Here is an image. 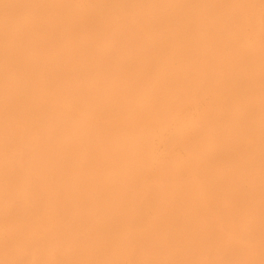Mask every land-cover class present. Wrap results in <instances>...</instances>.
<instances>
[{"label":"rangeland","instance_id":"374dc122","mask_svg":"<svg viewBox=\"0 0 264 264\" xmlns=\"http://www.w3.org/2000/svg\"><path fill=\"white\" fill-rule=\"evenodd\" d=\"M8 1L10 2V0H7V1L4 0V2H2V4L0 1V7H1V9H0V13H1L0 14V20H1L0 21V30L2 28L4 29V32L2 31L3 29L0 31V33H1L0 36H2V37H0V39L2 38L0 41L1 42L0 43V51H1L0 52V55H1L0 60H2V61H0V63H1L0 64V84H1L0 86H1V88L3 87L2 89H0V94H1V96H0V99H1L0 100L1 101L0 102V112H2V111L4 112L3 114L0 113V115H1L0 119L3 118L0 120V122H2L0 124H3L1 126V128L2 127L3 128L2 129L0 128V222H1L0 223V248H2V249H0V251H2V252H0V264H63V263H65L64 262L65 260L70 259V258H71V260L70 261L67 260L68 261L67 264H70V263L75 264L78 261V258L80 256H81V258H79L78 262L81 261L82 263L80 262L79 264H85V263L88 264L89 262L95 264L96 261L98 264H99V262H101V264H109V263L110 264H112V263L113 264H131V263L132 264H141V263L142 264H151V263L152 264H178V263L180 264L181 263L182 264L184 262H185L184 264H187V263L188 264H264V213H263L264 212L263 211L264 210V207H263L264 203H261V202H264V200H263L264 198L262 199L261 195H260V193H262V197H264L263 196L264 195V193H263L264 192V180H263L264 172H262V171H264V170H262V169H264V167H263L264 166V161H263L264 160L263 159L264 153L262 154L261 152H259L256 154V152H254L255 147H257L259 145L258 143L261 142L260 144L264 147V136H263L264 135V130H263L264 126L263 125L264 124L260 126V124H262L261 120L264 118V81H263L264 76L262 77V75H264V71H263L264 67H263V69H261V71H263L262 75L258 74V75H260L259 77H262L263 79L257 77V75L254 76L255 74L251 75L250 71L248 72V70H246L247 69L246 67H245L246 71L243 70L244 67H242L243 69L240 68V66H242L243 63H244L243 66L249 64L248 61H251L252 58L254 60L256 57L255 60L258 62L260 58L264 57V1L263 0H256V1L250 0L251 1L250 2L249 0H245V1L244 0H242V1L236 0L237 4L240 3V5H236L235 1L231 2L233 0H214L213 1L214 3L212 2V0H203V1L201 0L202 3L199 0L198 1L199 4L196 5V3H197L196 0H193V1L191 0L194 3H190L191 2L190 0H186V1L179 0L180 5H181V3L183 5V6L181 5V7H179L178 5H176V3L179 4L178 0H161L162 5L159 4L160 0H157L158 2L156 0H140V1L133 0L132 2H131V0H127V1H129V5H128V2L125 0L124 1L120 0L121 2L118 0H111V2H112L111 4L113 5V7H115L114 9L117 10L118 8H120V10L123 11L122 14H124V15H121V14L119 15V16H121V17H119L121 19H118V17H117L118 15L116 16V15L112 14V8L113 7L111 8V7L107 6V8H106L105 0H103L104 2L102 1V3H101V0H94V1H96L95 3L93 0H64V1L63 0H58V1L57 0H50V1L48 0V2H50V3H47L46 0H44V1H42V0L38 1L37 0V2L35 3L36 0H33L34 5H32L33 4L32 0H31V4H30L29 0H18V1L17 0H11L12 3L11 2L9 3L10 6H8V4H6V3H8ZM40 1H42V2H40ZM114 1L117 4L121 3V5L119 4V6H118ZM153 1L157 2V4L160 6L159 7L157 4H155V6L158 7L157 10L153 4L155 2H153ZM182 1L186 4L190 3L189 5L187 4L189 6V8L187 5L184 6V3ZM38 2H40L39 4H42V5L40 6L39 4H37ZM58 2H59V4H58ZM136 2H137V4H136ZM150 2H151V5H150ZM171 2H173L175 4L174 6H176V7L178 6L177 9L179 10L178 11L176 9L177 11L176 10L173 11L175 13V14H173L174 19H173V16L171 14L172 13L171 11L174 10L175 7L172 6L173 3L171 5ZM221 2H222L223 6L221 5ZM224 2L226 4L228 2L229 3L226 5ZM252 2L254 3V5ZM52 3H54V4H52ZM66 3H67V9L70 8L69 10L76 11L75 12L76 14H74V12L72 13V11H69V10H68L69 13L65 12L67 10V9H65ZM141 3L145 4V7H144V5L142 6ZM146 3L148 6L146 5ZM212 3L214 4L215 10H211V8H212L211 6H213V5H211ZM219 3L222 6V8H220L221 6H215ZM18 4H19L20 9L17 6ZM35 4H37V5H35ZM87 4H89V7ZM90 4L92 5V7ZM100 4H101V6H100ZM114 4L117 5L118 7H116ZM122 4L123 5L126 4L127 6L125 5V7H124V6H122ZM164 4H166V5H164ZM2 5L4 7H2ZM13 5H14V7H13ZM22 5H23V7H21ZM51 5H53V6L51 7ZM61 5L62 6L65 5L64 9L62 7H60ZM85 5H86V7H85ZM94 5H95V8H94ZM136 5L137 6L140 5V6L137 7ZM195 5L197 7V8L195 7L196 10L194 8ZM257 5H258V7H257ZM15 6H17V7H15ZM43 6L44 7L47 6V8H43ZM134 6H136V7H134ZM149 6H150V8H149ZM10 7H12L13 9ZM27 7H29V8H27ZM123 7L126 10H124ZM127 7L129 8V10H127ZM141 7L142 8L144 7L143 8L144 11L140 10V9H142ZM173 7H174V9H172ZM184 7L188 8V9H186ZM198 7L201 10H199ZM23 8H24V10H23ZM40 8H42V9H40ZM55 8L57 9V12H56ZM74 8L76 10H74ZM80 8H81V10H80ZM103 8H105V9H103ZM132 8H134V9L136 8V11L138 8V10L140 11V12L137 11L138 16L136 15L135 12H133ZM152 8H153L155 13L153 12ZM208 8H210V10H207ZM26 9L30 12H28ZM106 9H108L109 11H107ZM130 9H132V10H130ZM149 9H150V11H149ZM160 9H161V12H160ZM197 9H198L199 13H198ZM3 10H6V11H3ZM8 10L11 12H9ZM15 10H16V12H17V10L20 11V12L18 11L20 16L16 15L18 13H16ZM25 10H26V13H25ZM79 10L82 12L84 11L83 12L84 18L82 17L83 13L80 12ZM163 10H165V11H163ZM166 10H167V12H166ZM180 10H182V11H180ZM183 10L185 12H183ZM21 11L22 12L24 11L25 15L22 14V16H21V13H22ZM141 11H143V13ZM168 11L170 13H168ZM187 11L189 13L192 11H196V13L195 12L190 13L193 16H194V14H196V17L190 16L193 19L192 21L190 18H187L188 16L185 17L187 15L185 13H188ZM3 12L6 14H4ZM14 12H15V14H14ZM77 12H80L82 14H79ZM101 12L104 14L103 16H102V14H100ZM132 12L138 18H140V17H142V18H140V19L137 18L134 21L136 16L134 18V15L133 16L131 15ZM182 12L184 13L185 16L183 15ZM203 12H205V13L207 12L208 14L205 15V13H203ZM210 12H213L210 14L212 17L209 16ZM2 13H3L4 17L2 16ZM27 13L30 15H27ZM56 13L58 16L57 15L55 16ZM109 13H111V14H109ZM160 13H162V14H160ZM165 13H166L167 17L169 16V18L171 17L172 19L166 18ZM176 13H177V15H176ZM189 13H188V15H190ZM200 13H202V14H200ZM248 13H249V15H248ZM62 14H63V17H61V18L63 20L60 18V15L62 16ZM66 14L68 15V17L64 16ZM107 14H109V15H107ZM127 14H128V17L126 18ZM151 14H152V16H150ZM219 14H221V15H219ZM12 15H14L15 17H13ZM41 15H43V16H41ZM69 15H71V16L69 17ZM76 15L77 16L79 15V16L77 17ZM80 15H82V16H80ZM87 15H88V17H86ZM93 15L95 18L98 17L99 19L93 18ZM143 15H144V18H143ZM162 15L165 18H163ZM182 15L185 19H188V21L184 20ZM202 15L204 17L205 16H207V17L203 18ZM224 15H226L227 18L226 17L224 18ZM7 16H9V17H7ZM16 16L17 17L19 16V17L17 18ZM30 16H33V18H31ZM104 16H106V18H104ZM112 16H116V17L112 18ZM197 16H199V19L200 18L201 19L199 20ZM208 16H209V18L210 17L211 18L208 19ZM21 17H23V18H21ZM58 17H59V19H58ZM79 17H80V19H79ZM102 17H103V20L100 19ZM175 17L178 19V21H177V19H175ZM11 18H12V20H11ZM72 18H76L77 20H74ZM122 18H124V19H122ZM146 18L148 21L146 20ZM151 18H152V20H151ZM154 18H158V19H154ZM182 18L185 21V23L182 20ZM194 18L196 20H194ZM15 19L17 21H15ZM22 19H24V20H22ZM55 19H56V21H55ZM106 19L109 22V26H108V22ZM113 19L115 20V22L117 24L113 21ZM132 19H133V21H132ZM160 19L163 21V23L164 22L165 23L163 24L162 22H159V21H161ZM69 20L71 23L69 22ZM71 20L73 21V23ZM81 20H82V22H81ZM84 20L86 21L85 23H84ZM94 20H96L97 23H95ZM149 20H151V22H153V23L155 21V23L153 24ZM156 20H159V21H156ZM37 21H38V23H37ZM61 21H63L64 23L66 22L65 25L61 24L62 23ZM102 21H104L103 22L104 25L102 24ZM122 21L125 24V26L123 23H121ZM172 21L174 23L173 25H172ZM189 21H190V23L192 22L191 23L192 26H190L191 24L189 25ZM7 22L9 24H12V25H9ZM51 22H52V24H51ZM88 22H90V23L94 22V23H93V25H91L92 23L90 24ZM139 22L141 23V25ZM158 22L160 24H162V26L163 25L164 26L161 28H158L159 26H161V25H158L159 24ZM166 22L168 24H170V26L169 25L167 26ZM177 22H179V23L176 24ZM57 23H60V25ZM80 23H82L83 25H80ZM86 23H88L90 26L89 25L87 26ZM126 23H127V25H126ZM180 23H182V25ZM16 24L19 26L16 27ZM39 24H41L43 26V28H41V25H39ZM100 24H102L101 27H100ZM119 24L123 25V26L121 25L122 28H120L121 26ZM145 24H147V26H145ZM152 24L155 27L156 26H158V27L155 29V27ZM5 25H8V26L5 27ZM79 25H80V28H79ZM131 25H134V26H131ZM179 25L180 26L185 25L188 27V29H193L194 31H192V30L190 31L188 29H185V28H187L185 26L178 28ZM51 26H53V28L57 27V29L61 26L60 31L62 32L65 30L64 31L65 34H64V32H62L64 35L60 34L61 32L59 31V29L57 30L56 28H54V30L56 29L54 31L53 28H51ZM81 26H83V27H81ZM86 26L89 28H87ZM103 26H104V28H103ZM150 26H151V28H150ZM174 26L175 27L178 26L177 29H175ZM8 27H10V29H8ZM35 27L37 30L34 29ZM73 27H75L74 28L75 31H73ZM116 27H117V29L119 28V30H117ZM126 27L127 28L131 27V28L127 29ZM142 27H144V28H142ZM148 27L150 29H152V32ZM113 28H114V30H113ZM145 28L147 30H150V31H147ZM169 28L172 29V31H173V32L171 31L172 34H168ZM195 28H196V30L197 29H202V30L204 29V30H206L205 31L206 34H208V33L209 34L211 33V34H210V36L208 35V37H207L205 32L203 33L204 30L202 32L200 30L196 31ZM214 28L216 30H214ZM42 29H44V30H42ZM130 29L133 30V32H138V34L132 33V35L134 34L132 36L131 32L129 31ZM207 29L208 30L210 29L211 32H210V30L208 31ZM218 29L219 30L221 29L220 30L221 33H220V31L219 32L217 31ZM35 30L37 33L34 32ZM71 30H72V32H71ZM116 30H117V32L120 31L121 33H117ZM174 30H177V31H175L176 33L174 32ZM212 30H214L215 32ZM223 30L225 33L223 32ZM13 31L16 32L15 33L16 35H18L20 33L18 36H20L22 34L20 36V38L23 37L22 40L18 36H17L18 37L17 38ZM25 31H27V33L29 35L32 34V35H30L31 38H29V41H31L32 43L27 40L29 36H28V34H26ZM41 31H42V34H41ZM47 31L49 32L48 35H46L48 33ZM142 31H143V33H142ZM178 31H180V32H178ZM183 31L185 32V35H183L184 34ZM187 31H188V33H187ZM198 31H200L201 33L199 34ZM216 31L221 35L223 33L225 35L227 34L226 35L227 37H229V35H230V40L228 38L226 39V37H223L224 36V34H223V36H219L221 38V39L219 38V40H222V42L224 41V39H226V40L224 41L225 43L224 42L221 43V41H219L218 37L216 36V35H219ZM31 32H33V33H31ZM38 32H39L38 37H34L32 40V37L37 36ZM44 32H46V33L44 34ZM51 32H53V33H51ZM73 32H74V34H72ZM147 32L150 34H148ZM213 32H214V34L216 33V35H213ZM239 32H241V33H239ZM186 33L189 36L186 35ZM202 33H203V35L206 36V38L202 36ZM238 33H239V35L240 34L241 35L236 36L235 34L238 35ZM7 34H8V36L6 37ZM58 34H60L61 36H59ZM139 34H140V36L143 37V39H141L142 37H140ZM166 34H168V35H166ZM191 34H194V35H192V41L190 39ZM197 34L200 37L199 40L201 39V41H200L201 43L202 42L205 43V41H206V43L207 42L208 43L207 44L205 43L206 45L204 43H202V44L199 43V40L197 38ZM90 35H91V38L88 37ZM154 35H156L155 36V38L157 37L156 39L153 38ZM169 35H171L170 38H171V40L173 39L172 41L170 40V38L169 39H168V37L166 38V36H169ZM176 35H177V37H175ZM211 35L214 37H212ZM84 36H85V39H83ZM161 36H163V37H161ZM173 36L176 38L175 40H174V38H172ZM201 36H202V38H201ZM231 36L232 37L236 36V38L237 37L238 38L237 39L235 38L236 39L235 40ZM4 37L6 39H8L9 41L5 40ZM81 37L83 40L81 39ZM182 37H183V39H182ZM187 37H189V40ZM194 37L197 38L196 39L197 41H195ZM88 38H90V39H88ZM146 38L148 40H146ZM215 38H217V39H215ZM75 39H78V41ZM184 39H187L188 41H190L191 44L194 42L193 45L191 46L190 43H189L190 44L189 45L188 42L186 43V40H184ZM213 39L215 41H213ZM10 40H12L13 43ZM35 40H38V41H35ZM41 40H43L42 41L43 43L41 42ZM45 40L47 42H45ZM84 40H86V42ZM136 40H138L141 43H139ZM142 40L144 42L145 41L146 42L143 43ZM159 40H160V42H159ZM7 41L10 43V45L9 44L6 45ZM14 41L16 42L17 46L14 44ZM33 41L35 43H33ZM74 41H75V43H74ZM82 41H84V42H82ZM153 41L154 42L157 41L156 44ZM183 41H185V42H183ZM231 41H233V42H231ZM37 42H39V43H37ZM76 42H78V43H76ZM149 42L152 43L153 47H152V45H150ZM161 42H162V44H161ZM197 42H198V44H197ZM228 42L230 43L231 47L228 44ZM234 42H236V43L234 44ZM169 43H170V45H169ZM216 43H217V45H215ZM219 43H221V47H219L220 46ZM75 44H77L78 46L81 44L80 46L82 47V49L79 48L80 49L79 50L77 45L75 46V47H77V49H74L73 46ZM166 44H167V46L169 45V47L165 46ZM171 44L175 47H173ZM187 44L189 47L187 46ZM195 44H197V45H195ZM199 44H201V45H199ZM222 44H224V46H222ZM225 44H228V45H225ZM11 45H13V48L10 47ZM28 45H29V47H28ZM38 45H39V47H37ZM185 45H186V47H185ZM183 46L185 47L184 50H183V48H184ZM190 46L192 47V49L195 47L196 48L194 50H192ZM215 46L216 47L218 46V47L216 48ZM225 46L226 47L229 46L228 47L229 50H227L228 48H224ZM61 47H62V49H61ZM147 47H149V49ZM222 47L224 50L226 49L225 52L223 50H221ZM153 48H154V50H153ZM156 48H158V49L155 51ZM167 48L169 51L167 50ZM170 48H174V49L180 48V49H182L183 54H182V52H181V54L177 52L180 49L179 50L172 49L174 51V53L172 52V53H170L171 54L170 55L169 52L172 51ZM8 49H10V50H8ZM15 49L19 50V52L16 51ZM230 49H231L232 53H229ZM245 49L246 50L248 49L247 51L250 55L246 58V60L244 58V54H248V53H247V51H245ZM5 50H7V51H5ZM75 50H77V51H75ZM81 50H83L82 51L83 53L81 52ZM150 50L153 52V54L150 53ZM185 50L187 52H185ZM252 50H254L256 52V54H254L255 52ZM14 51H16V52H14ZM67 51H70L71 53L67 52ZM157 51H159V52L161 51L160 53L159 52L158 53L160 55L161 54L162 55L160 56L157 53ZM218 51L221 52L222 54L226 53V56L224 54L225 58L223 57V59H222V54H220ZM64 52L66 54L68 53L67 54L68 56L66 54H64ZM79 52L81 53L82 56H80ZM227 52H228V54H227ZM251 52H252V54H250ZM59 53H61V54L63 53V54L61 55ZM75 53H76V55H75ZM257 53H259V54H257ZM12 54H15V55H12ZM174 54L176 56H178L180 54L181 57L179 55V58H178ZM186 54H187V56H185ZM10 55H12L13 58ZM20 55H22V56H20ZM58 55H59V57H58ZM70 55L72 56V58ZM158 55L160 56L161 59L159 57L157 59ZM166 55L168 57L171 56V58L175 57V60L170 59L172 61V62L171 61L169 62L170 64L172 63L170 66H169V64H167L168 62H166V61H169V59H167ZM227 55H229L231 58L227 57ZM259 55L261 56L260 58L258 57ZM16 56L18 58L19 57L23 58V59L26 58L27 61L29 59V61H31V62H29V61L27 62V61L21 60V59L19 61H22V62H18V59ZM47 56H50V57L48 58ZM3 57H4V60H6V61L11 60L10 63L6 62V61L4 62L2 59ZM32 57H34L33 60H32ZM46 57L48 58V60L43 61L44 59H47ZM79 57H80V59H79ZM226 57L228 58V60ZM242 57L244 58L243 60H242ZM257 57H258V59H257ZM14 58H16L17 61L13 60ZM50 58H52V60H50ZM74 58H75V60H73ZM35 59L38 60V63L40 65H38V63ZM76 59H78L77 60L78 63L76 62ZM159 59H160V61H163V62H160ZM224 59H226L225 62L228 61L227 63L224 62L226 65L224 63L222 65V63H221ZM220 60H221V62H220ZM244 60H245V62L242 63V61H244ZM253 60L251 61L252 66L255 65V62H256V61L254 62ZM262 60H264V59L260 60L261 63L263 62V64H264V61H262ZM46 61H48V62H46ZM72 61H75V62H72ZM235 61H238L240 64L238 65V62L236 63ZM260 61L258 62L259 65H260ZM35 62H36V64H35ZM14 63L15 64L19 63L20 66H18V64H16L18 66L17 67ZM26 63H28V65H26ZM31 63H33L34 65H32ZM79 63H80V65H79ZM163 63H165L167 65V67H164L165 64H163ZM3 64H5V65H4V67H2L3 68L2 69L1 65H3ZM13 64L15 67H17L16 70H15V67L13 66ZM235 64H237L239 66L240 70H238V67ZM258 64H256V66ZM30 65H32L31 66L32 71L29 69ZM37 65L39 68L37 67ZM158 65L160 67H158ZM234 65L237 68L234 67ZM231 66H232V68H229ZM168 67H172V68L174 67V68L168 69ZM247 67H248V65H247ZM20 68L23 70L24 69L29 70L30 72L29 71L24 72L25 71L24 70L23 71L24 73H23L21 70V72L23 73V74H21V72L20 73L17 72V71H20ZM32 68H34V70ZM232 69H233V71H232ZM7 70H8V72H7ZM259 70H260V68H259ZM64 71H66L65 75H63ZM241 71H242V74H241ZM244 71H245V73H247V74L244 73V75H246L245 76L246 78L243 75ZM32 72H34L36 74V76ZM238 72H239V75L236 74ZM27 73H30V74L28 75ZM37 73L39 76L37 75ZM52 73H53V75H51ZM54 73L57 75V77ZM57 73H59V74H57ZM231 73L232 74L234 73V74L231 75ZM30 75L33 76V77L31 76V79H29ZM41 75H42V77H41ZM228 75L229 76L231 75L230 76L231 78L228 77ZM23 76L26 78H24ZM37 76H38V78H37ZM45 76H46V78L47 77L48 78L46 79ZM52 76H54V77H52ZM249 76H251V77H249ZM62 77H64V78H62ZM5 78H7V80ZM33 78H34V80L32 81ZM39 78H40L41 82H40ZM234 78H237V80ZM249 78H250V80H249ZM28 79H29V82L26 81ZM30 80L32 81V85H31ZM37 80L39 81L38 84L36 82ZM54 80H56V81L54 82ZM251 80H253V81L255 80V82L256 81L257 82L252 83ZM259 80L263 81L262 84ZM45 81H48V82H45ZM236 81L240 82L241 84H244V85H242L244 88H242V89L240 88V90H241L240 95L235 94L236 95L235 96L234 92L230 93V95H229L228 94L229 90L232 87H230L228 84H230V85L235 84L236 85ZM6 82H9V83H6ZM49 82L50 83L52 82V83L49 84ZM247 82H249V83H247ZM19 83L21 85H19ZM54 83H56V84H54ZM8 84L12 88L9 87ZM17 84H18V86H17ZM14 85H16L17 87ZM50 85H53V87H51ZM225 85H228L227 86L228 88L225 89V87H226ZM255 85H257V87ZM30 86H32V87H30ZM20 87H21V89H20ZM240 87H241V85H240ZM31 88L33 91L31 90ZM219 88H220V90L222 89L221 90L222 94H221V91L218 90ZM7 89H8V91H7ZM11 89H13V91ZM14 89H16V90H14ZM35 89L36 90L38 89L39 91L38 90L36 91ZM49 89L50 90L52 89V90L49 91ZM3 90H6V91H3ZM26 90H28V91H26ZM41 90H43V91H41ZM45 90H47V91L45 92ZM58 90H61V91L57 92ZM216 91L218 94L215 95ZM247 91H251L252 96H250V92H247ZM22 92H23L24 96L22 95ZM40 92H42V93H40ZM14 93L16 95H13ZM58 93L60 95H58ZM62 93H64V94H62ZM226 93H227V97L229 96V98H226ZM27 94H28V96H27ZM17 95H20V96H17ZM52 95L55 97H53ZM220 95L221 96L223 95V96L221 97ZM231 95H233V97ZM242 95H243V97H242ZM245 95H248L250 97V101H249V97H247ZM7 96L8 97L10 96L11 100ZM46 96H48L49 99ZM66 96H67V99H66ZM211 96H214V99ZM217 96L218 97L220 96L221 99L220 98L217 99ZM4 97H6V98H4ZM17 97H19V98H17ZM51 97H52V100H51ZM223 97L227 101H225L223 99ZM27 98H29V100L30 99L31 100L28 102ZM5 99H7L8 101ZM12 99H13V102H12ZM19 99L21 100L20 102H22V101H24V102L20 103L19 101H17ZM32 99H34V100H32ZM211 100H213V101H211ZM16 101L18 102V104L16 103ZM5 102L11 104V107H9L10 105H6L7 103H5ZM25 102H26V104H25ZM34 102L36 104H34ZM72 102H73V104H72ZM247 102L250 105H248ZM1 103L4 106H2ZM3 103H5V104H3ZM219 103L222 107H223V105L226 106L227 109L224 107L223 108L220 107ZM245 104H246V106H245ZM14 105H15V107H14ZM27 105H29V106H27ZM58 105H60V106H58ZM73 105L74 106L77 105V107L75 106L76 107L75 108ZM247 105L249 107H251V105H253V107H251V110L249 109V107H247ZM36 106H37V108L35 109ZM43 106H45V107H43ZM243 106L248 108V110L246 108H244ZM40 107H41V110H40ZM52 107H56L57 111L55 108H52ZM81 107H84V108H81ZM28 108H31V110H29ZM77 108L80 110L78 111ZM239 108H240V110H239ZM6 109H8V110H6ZM10 109H11L12 113L10 112ZM60 109H62V110H60ZM64 109L67 110L68 113L70 112L71 114L69 113V114H67L68 116H65L66 115L65 113H67V112ZM221 109H223L224 111ZM26 110H28L27 111L28 113L26 112ZM44 110H46V111L44 112ZM58 110H60V111H58ZM207 110H209L210 113ZM229 110H230V112H228ZM244 110H246V111H244ZM249 110L252 112H250ZM14 111H16V112L13 113ZM18 111H21L20 115H23V117L19 115ZM29 111L30 112L33 111L34 112V113L32 112L33 115ZM64 111H65V113H64ZM138 111L139 112L141 111V113H139ZM37 112H38V115H37ZM58 112H59V114H57ZM136 112H138L139 114L138 113L136 114ZM24 113H26V115H28L29 117L26 116ZM73 113H74V116L72 115ZM124 113H127V117ZM40 114H44V115L40 116ZM111 114H112V116L114 114V117H112ZM141 114H142V116H145V115L146 116L142 117ZM258 114H260V115L258 116ZM2 115H3V117H2ZM10 115L13 117H11ZM17 115L19 116V118ZM117 115L118 116L120 115L121 117H117ZM122 115H123V118H122ZM242 115H247V116H242ZM14 116L17 117L16 118L17 120L14 119ZM25 116H26L27 120L30 119V122H27L29 124L31 123V118L33 116H36L37 123L35 122V119L33 118L34 120H32V122L35 124L31 123L33 126L31 124L30 125L27 124L26 120H25ZM115 116H116V118H115ZM215 117H216V122H218V120H219L220 126L218 123H215ZM230 117H232V119H230ZM243 117L244 118L246 117L247 119H243ZM22 118H23V122H22ZM92 118H94L95 120ZM254 118L257 119V122H256V119H254ZM10 119H13V122H11ZM19 119H20V122H22V123L19 122ZM96 119H97V122H96ZM241 119L243 120L244 125L246 124L243 127H242ZM258 119H259V122H258ZM4 120H5V122H4ZM38 120H39V122H38ZM220 120H221V123H223V124L220 123ZM224 120H225V122H224ZM228 120L230 123L228 122ZM231 120H232V123H231ZM235 120H237V122H238V120L240 121V124L237 125L236 127L238 128L239 131L241 129L240 134H242V136H240L241 137L240 139L238 137H235V141L233 144H235L236 142H238V143L230 146L229 143H227L228 140H224L226 137H227L226 139H228V136H229L227 129L225 130L224 127L229 128L230 124H232V126H235L237 124L235 122ZM247 120L249 123L247 122ZM24 122L26 123V125ZM262 122H264V120H262ZM4 123H5V125H4ZM6 123H9L8 124L9 128H6V127H8V125ZM225 123H229V124L225 125ZM233 123H234V125H233ZM253 123H255V125ZM19 125H21L22 127ZM34 125H35V127H34ZM249 125H251V127H249ZM10 126L12 129L10 128ZM28 126H30V127L28 128ZM212 126H215V127H213V129H212L211 128ZM252 126L254 127V129ZM4 127L6 128V130L9 129L11 133L9 134V130L8 131L4 130L5 133H3ZM32 127H33V129H31ZM255 127H257V128H255ZM20 128H21V130H19ZM215 128H217V129H215ZM16 129L19 130L20 132L17 131ZM122 129H123V131H122ZM219 129L220 130L222 129V130L220 131ZM110 130H112V131H110ZM211 130H213V131H211ZM217 130L220 131L221 134H224V137H225V138L223 137L224 139L221 138L222 136H220V135L218 136V134H220V133L217 132ZM15 131H17V132H15ZM27 131L30 134H27L28 133ZM31 131H33V132H31ZM242 131H244V132L249 131V133L247 132V134H244V132H242ZM258 131L259 132L261 131L263 133L261 134V132L259 133ZM23 132H27V133H24L26 135H24ZM212 132L216 136L213 135ZM253 132L257 133V137H254L251 135ZM12 133H14V134L17 133L18 135L17 134L12 135ZM7 134H9V135H7ZM22 135L26 136V138H23ZM245 135L246 136L248 135V136L246 137ZM17 136H19L20 138L19 137L17 138ZM259 136H260V139H259L260 142H258V140L256 142H253ZM12 137H14V138H12ZM15 137L17 138V140ZM204 137H208L212 141H209V139H207V138H206V140H204ZM252 137L254 139H252ZM27 138H28V140H27ZM209 142L212 144L213 143H215V144L213 146H211L212 144H210ZM224 142H226L227 144ZM243 143H245V145L246 144L247 145L245 146V145H243ZM196 144H198V145L196 146ZM239 145H241V146H239ZM232 146H233V150H232V153H230ZM251 146H253V148ZM247 147H248V150H247ZM197 148H198V150H197ZM204 149H205V151H209L210 154L213 151L214 152L212 153V155H207L209 153L205 152L206 153L205 154ZM227 149H228V151L226 153ZM217 150H218V152H217ZM234 150H235V152H234ZM236 151H237V153H238V151H240V153L237 154ZM245 151L247 153H245ZM252 151L254 152V154L252 153ZM202 153H203V155H202ZM222 153L223 154L225 153L226 155L225 154L223 155ZM233 153H235L236 156H234L235 154L233 155ZM204 154L207 155V157L204 156ZM248 154H249L250 158L248 157ZM199 155H201V156H199ZM215 155L219 156L220 158L215 156ZM229 155H230V157H228ZM202 156H204V157L202 158ZM221 156L223 159L221 158ZM199 157H201V158H199ZM244 157H246L248 159L245 158L246 159L245 160ZM253 157H255L256 160ZM145 158H146L147 163H145V161H144ZM213 158L215 160V163H216L218 169H216V165L214 164ZM233 158H234V160H233ZM235 158H236V160L239 158V160L236 161ZM241 158L243 159V161H246L245 163H247V165H245V163L240 160ZM227 159H229L228 162H227ZM250 159H251L252 163H251ZM247 160H248L249 164L251 163L249 166H248ZM257 161L261 162V164H263V165H261ZM197 162H200L201 164L200 163L198 164ZM212 162H213V165H212ZM240 162L242 163V166H241ZM217 163L218 164L220 163V164L218 165ZM257 163L260 164L262 167H260V165H258V168H257ZM140 164L141 165L143 164V166L145 165L144 167H146V168H144L143 166L141 167ZM206 164L213 169L211 170ZM238 165H239V167H238L239 169L237 168ZM244 165L246 168L244 167ZM253 165L256 167H254ZM136 166L140 168L139 171H141V172L137 171L138 168ZM204 166H206V167L204 168ZM251 166L253 168H251ZM240 167H242L241 171H243L244 174L246 173L247 170H249V171L252 170L251 172L248 171L249 174H248V172L246 174V178H248L247 176H250L249 181H247V179L245 177H243V175H244L243 173H241L242 175L238 174L239 172H241ZM243 167H244V169H247V170H245V172L243 170ZM214 169L217 170L218 173L213 172ZM260 169H261V171H260ZM136 171H137V174L139 173V175L141 174V176L135 175ZM161 171H162V173H160ZM132 172H133V174H132ZM252 172H254V173L256 172V173L253 175ZM144 173H146V174H144ZM232 173H233V175H232ZM235 173L237 174V176H235L236 175ZM218 174H219V177L221 179L218 177ZM131 175L132 176L135 175L134 180L136 179L137 182L139 181L138 184H136V181L133 180V177ZM145 175H147V176L145 177ZM148 175H149V177H148ZM207 175H209V177L210 176L211 177L208 178ZM136 176H137V178H136ZM140 177L144 178V180L142 179V182L140 180L141 179ZM236 177H237V179H239V178H243V179H241L242 181L239 179L240 181L238 180L239 182H237V180L235 179ZM167 178H168V180H167ZM145 179H146V181H145ZM154 179H156V180L154 181ZM215 179L216 180L218 179V180L216 181ZM243 180H244V182H243ZM257 180H260L259 184H258V182H256ZM219 181H221V182H219ZM146 182L147 183L149 182V184H147ZM166 182H168L169 184L168 183L166 184ZM175 182H176V185H174ZM226 182L229 183L230 185L229 184L227 185ZM159 183L160 184L162 183V184L160 185ZM141 184H142V187L138 186ZM262 184H263V187H261ZM167 185H168V187H167ZM194 185H196L195 187L197 189L194 187ZM177 186H180V188H178V189H180V191L177 189ZM216 186H218L219 188ZM146 187H148V188H146ZM166 187L168 188V190ZM170 187H172V189H173V187L176 188L177 189L176 192L174 191L175 189H173V191H174V193H173L172 189ZM207 187H209V188H207ZM222 187H225V188H222ZM144 188H145V190H144ZM164 188L167 191H165ZM181 189L185 190V191L187 190V192L184 191V193L185 194L188 193V195L187 194L185 195ZM215 189L218 192V195L216 194ZM232 189H233V192H232ZM258 189H260V191H262V192L258 191ZM155 190H156V192H155ZM234 190H235V192H234ZM142 191L143 192L145 191L144 192L145 194ZM211 191H213V192H211ZM226 191L227 192L230 191V193L232 192L233 194L231 193L229 195L228 194L229 192L226 193ZM146 192H147V194H146ZM200 192L202 195L200 194ZM206 192H207V194H206ZM210 192L212 194L213 193L214 194L210 195ZM258 192H260V193L258 195H256ZM157 193H158V195H157ZM171 193L174 195V197H176L175 199L172 198L173 195ZM193 193H194V195H193L194 197L189 196L190 194L192 195ZM223 193H226L228 196H230V199L226 194H223ZM251 193L253 196L251 195ZM152 194L155 196V198H154V196H152ZM238 194H239V196H241V198L239 196H237ZM134 195H135V197H134ZM142 195H145V196H147L146 198H149V199L145 198V201L147 200V202H148V200H149V202H148L149 204L147 202H144V200H141V198L145 197L144 196V197L140 198V196H142ZM206 195L208 196V199H207ZM137 196L139 198L138 200H137ZM157 196H159V197H157ZM170 196L175 202H173V200L171 202V199H169ZM187 196H189V197H187ZM196 196H197V199L195 198ZM202 196H204V197H202ZM225 196H227V197H225ZM231 196H233L232 199H231ZM156 197H157V199H156ZM191 197L195 198L196 201H192ZM134 198L136 201L134 200ZM159 198H161L160 201H159ZM166 198H168L167 199L168 201H166ZM177 198L178 199L180 198L181 201L176 202ZM184 198H185V200H184ZM164 199H165V202H164ZM227 199L230 200V202L227 201ZM260 199L263 201H260ZM139 200L141 202L143 201L144 204L147 203V206L149 205L150 208H149V206L147 208H145L146 204L144 205ZM183 200L185 201V204H184ZM186 200H187V202H186ZM257 200L260 202H258ZM133 201H135L136 203H138V201H139V203L137 205H139V204L140 205L136 206L135 202H133ZM215 201H216V203H215ZM235 201H237V202H235ZM242 201L244 202V204H242L243 203ZM151 202H152V204H151ZM153 202H155L156 204ZM160 202H161V204H160ZM162 202H164V203H162ZM169 202H171L173 204L170 205ZM181 202H183V203H181ZM194 202H197V203H194ZM202 202H203V204H202ZM232 202L234 204H232ZM166 203H168V204L166 205ZM246 203H248V205ZM158 204H159V206H158ZM178 204L180 206V208L178 210H180L181 212L177 213L176 207L178 208ZM182 204H184V205H182ZM213 204H214V206H212ZM163 205L166 207H164ZM181 205L184 208H182ZM190 205H192L193 207L192 208L189 207ZM261 205H263V206H261ZM167 206H176V207H172V208L170 207L171 209L168 210ZM237 206H238V208H236ZM241 206H244V208ZM212 207L213 208L215 207V208L213 209ZM246 207L248 208V210ZM139 208L144 209V213H143V210L139 209ZM254 208H255V210L258 208V210L261 213L260 212L258 213V210L254 211ZM182 209H183V211H182ZM184 209H186V210H184ZM237 209H240V210H238L239 212L237 211ZM252 209H253V211H252ZM140 210H142L141 215H140ZM156 210H158L160 212V215H159L158 211L155 212ZM161 210H163V211H161ZM171 210H175L176 212L171 211ZM164 211H166V212H164ZM170 211H171V213L172 212H174V213L171 214ZM207 211H209V212H207ZM218 211H220V212H218ZM192 212H194V213H192ZM234 212H236V213H234ZM240 212H244L243 215ZM179 213L180 214L182 213V216L180 215V217H179ZM211 213H212V215H210ZM144 214H145V216H144ZM162 214H163V216L167 215L168 218L162 217L161 216ZM201 214H203V215H201ZM213 214L215 216L217 214V216L215 217ZM249 214H251V215L254 214V215L251 216ZM184 215H186V216H184ZM187 215H189V216H187ZM235 215H237V216H235ZM10 216H12V218L15 217L17 222H16L15 218L12 219ZM174 216H176L177 218ZM202 217H204V218H202ZM8 218H9V220H8ZM131 218H133V219L131 220ZM157 218H159V219H157ZM166 218L168 220H166ZM169 218L172 220V226L173 227L176 223H178V225L176 224L174 227V228H176L175 229L176 232H174L173 231L174 228L172 226H170V222H169L170 219ZM182 218H185V220H187L189 218L188 220L190 222H188V220L185 221ZM5 219L7 220L5 223L8 224L10 221L11 224L10 223L8 225L5 224L4 223ZM210 219L213 220V222ZM11 220H15V221H11ZM126 221H128V222H126ZM142 221H143V223H142ZM176 221H178V222H176ZM130 222L132 223L133 227L130 225ZM138 222H140V224ZM127 223L129 224V227H126L128 225ZM148 223H149V226H148ZM180 223H182V224H180ZM183 223H186L189 225L191 223V225L190 226L186 225V224L184 225ZM211 223L213 225H211ZM125 224H127V225H125ZM180 225H182V228ZM192 225H193V227H192ZM124 226H125V228H124ZM138 226H140V227H138ZM147 226L149 228L151 227L150 228L151 230ZM176 226H178V227H176ZM188 227H190L189 230H191L192 232L187 230ZM8 228H10V229H8ZM113 228H114V230H113ZM137 228H139V229L137 230ZM146 228L148 229L147 233H146ZM178 228H179V230H178ZM22 229L24 230V231H22L23 234H20V233H22L21 232ZM124 229H127L128 232H127V230L125 231ZM155 229L158 231H156ZM185 229L187 232L185 231ZM14 230H15V232H14ZM17 230H18V232H17ZM110 230H111V233L113 230L112 234H110ZM180 230L184 231L185 235H188L187 236L188 238L185 235H182L184 232H181ZM205 230L207 231V233ZM106 231H108V232H106ZM130 231H132V232H130ZM136 231H137V233H136ZM197 231H199V232L197 233ZM154 232L158 233L157 236L153 234ZM104 233H106V234L108 233L107 237L108 236L109 237L106 238L105 237L106 234L103 235ZM102 235L104 237H102ZM147 235H148V237H146ZM159 235H161V236H159ZM193 235H194V237L196 236L195 238H197V239L193 238L192 237ZM207 235L209 236V239H207L208 238ZM13 236H15V237H13ZM45 236H46V238H44ZM110 236H111V240L109 239ZM113 236H114V238H112ZM115 236H116V238H115ZM152 236L154 237L153 238L154 240L156 238V240L154 241L155 243L153 242V240L149 241L150 237L152 239ZM164 236H165V238L168 237V238H166L167 240L164 239ZM174 236H176L178 238H176V237L174 238ZM204 236H206V237H204ZM100 237L106 238V240L104 239L105 240L104 241L102 239V241H101V240H99ZM157 237H158V239H157ZM169 237H170V239H169ZM199 237H201L200 238L201 240H199ZM141 238L143 241L141 240ZM11 239H12V241L14 240L13 242L16 245H14V243L11 241ZM168 239H169V241H168ZM178 239H180L181 241ZM205 239L207 240V242H209L208 244L205 243L206 242ZM210 239H212L214 241H219V243L214 242ZM17 240H19L18 241L19 243L21 240V243L19 244L18 242H16ZM116 240L118 242H116ZM159 240L162 244H160V242H158ZM186 240H189V241H186ZM198 240L200 242L202 241L203 244L198 242ZM162 241L165 243H163ZM166 242H167V244H166ZM5 243L7 244L6 247H5ZM212 243L213 244L216 243L215 249H213L215 246ZM110 244H112V246ZM155 244H157V245H155ZM197 244H198V246H197ZM174 245H176V246L174 247ZM178 245H179V247H178ZM194 245H195V248H194ZM202 245H205V246H202ZM206 245H208V246L206 247ZM209 245H210L211 249H210ZM104 246H106V247L104 248ZM190 246H193V247H190ZM212 246H213V248H212ZM139 247H141V248H139ZM199 247H202V248H199ZM217 247H219V248H217ZM99 248L101 250L103 249V251H102V253L104 252L103 255L101 253V250H99ZM181 248H183L184 251H182ZM188 248H190V249H188ZM139 249H141V250L143 249L142 252ZM187 249H188V251H187ZM201 249H203V250H201ZM122 250H123V252H122ZM145 250H146V253H144ZM99 251H100L101 255L98 254ZM161 251L164 252V254ZM80 252H81V254L85 255V257L81 254H78ZM182 252H183V255H182ZM89 253L91 254V256ZM156 253H159V255ZM167 254L168 255L172 254V255L167 256ZM78 255H80V256H78ZM73 256L76 257V260H74ZM97 256H99V257L97 258ZM182 256H184V257H182ZM82 257L86 261L83 262ZM94 257H95V259H93ZM161 257L163 259H161ZM166 257H168L167 261H166ZM181 258H182V260H181ZM183 258H184V260H183ZM72 259H73V261H72ZM97 259H99V260H97ZM145 259H146V262H145ZM89 260H92V261L94 260V261L91 262ZM112 260H114V261L112 262ZM150 260H152V261H150Z\"/></svg>","mask_w":264,"mask_h":264},{"label":"bare ground","instance_id":"6f19581e","mask_svg":"<svg viewBox=\"0 0 264 264\" xmlns=\"http://www.w3.org/2000/svg\"><path fill=\"white\" fill-rule=\"evenodd\" d=\"M0 1H1V4H2V2H4V0H3V1L0 0ZM5 1H7V0H5ZM17 1H18V0H17ZM29 1H30V4H31V0H29ZM32 1H33V0H32ZM38 1H39V0H38ZM42 1H44V0H42ZM42 1H40V2H42ZM46 1H47V3H50V2H48V0H46ZM49 1H50V0H49ZM57 1H58V0H57ZM63 1H64V0H63ZM93 1H94V0H93ZM102 1H103V0H101V3H102ZM118 1H120V0H118ZM123 1H124V0H123ZM125 1H127V0H125ZM132 1H133V0H131V2H132ZM136 1H137V0H136ZM138 1H140V0H138ZM156 1H157V0H156ZM184 1H186V0H184ZM190 1H191V0H190ZM190 1H189V2H190ZM192 1H193V0H192ZM192 1H191L190 3H194V2H192ZM198 1H199V0H196V2H197V3L195 2L196 5L199 4ZM202 1H203V0H202ZM213 1H214V0H212V2H213ZM234 1H235V3L237 2L236 0H233V1H231V2H234ZM239 1H242V0H239ZM244 1H245V0H244ZM249 1H250V0H249ZM255 1H256V0H255ZM263 1H264V0H263ZM10 2H11V0H10ZM10 2L8 1V3H6V4H8V6H10V4H9ZM13 2H14V1H13ZM36 2H37V0L35 1V3H36ZM40 2H38L37 4H39ZM51 2H52V1H51ZM55 2H56V1H55ZM55 2H54V3H55ZM95 2H96V1H94V3H95ZM103 2H104V1H103ZM105 2H106V3H105L106 5H105V4H104V5L106 6V8H107V6H109V7H111V8L113 7V5L111 4V3H112L111 0H105ZM114 2H115V1H114ZM120 2H121V1H120ZM127 2H128V5H129V1H127ZM146 2H147V1H146ZM148 2H149V1H148ZM153 2H155V1H153ZM157 2H158V1H157ZM157 2L153 3L154 6H155V4H157ZM159 2H160L159 4H161V0H160ZM178 2H179V4L176 3V5H178L179 7H181L182 3H181V5H180V1H179V0H178ZM182 2H183V1H182ZM200 2H201V0H200ZM206 2H207V1H206ZM210 2H211V1H210ZM215 2H216V1H215ZM246 2H247V1H246ZM250 2H251V1H250ZM253 2H254V1H253ZM253 2H252V3H253ZM257 2H258V1H257ZM261 2H262V1H261ZM11 3H12V2H11ZM18 3H19V2H18ZM20 3H21V2H20ZM44 3H45V2H44ZM54 3H52V4H54ZM60 3H61V2H60ZM91 3H92V2H91ZM115 3H116V2H115ZM134 3H135V2H134ZM172 3H173V2H171V5H172ZM183 3H184V2H183ZM190 3H187V4L189 5ZM201 3H202V2H201ZM213 3H214V2H213ZM213 3L211 4V5H213V6L210 5V6L213 8V9L211 8V10H215V8H214V4H213ZM224 3H225V2H224ZM228 3H229V2H228ZM228 3H227V4H228ZM242 3H243V2H242ZM244 3H245V2H244ZM254 3H255V2H254ZM254 3H253V5H254ZM4 4H5V3H4ZM6 4H5V5H6ZM22 4H23V3H22ZM37 4H35V5H37ZM56 4H57V3H56ZM58 4H59V2H58ZM61 4H62V3H61ZM77 4H78V3H77ZM77 4H76V5H77ZM82 4H83V3H82ZM98 4H99V3H98ZM116 4H117V3H116ZM119 4L121 5V3H119ZM119 4H117V5L119 6ZM136 4H137V2H136ZM138 4H139V3H138ZM141 4H142V3H141ZM141 4H140V5H141ZM187 4L184 3V6L187 5ZM215 4H216V3H215ZM225 4H226V3H225ZM227 4H226V5H227ZM255 4H256V3H255ZM261 4H262V3H261ZM27 5H28V4H27ZM32 5H34V1H33V4H32ZM39 5L41 6L42 4H39ZM49 5H50V4H49ZM78 5H79V4H78ZM80 5H81V4H80ZM87 5H88V7H89V4H87ZM90 5H91V4H90ZM104 5H103V6H104ZM114 5H115V4H114ZM117 5H115V6L118 7ZM125 5H126V4H125ZM125 5L122 4V6H124V7H125ZM140 5H138V6H140ZM143 5H144V7H145V4H142V6H143ZM146 5H147V3H146ZM150 5H151V2H150ZM157 5H158V4H157ZM161 5H162V4H161ZM164 5H166V4H164ZM169 5H170V4H169ZM174 5H175V4L173 3L172 6H174ZM188 5H187V6H188ZM196 5L194 6V8L196 7ZM221 5H222V2H221ZM221 5H220V3H219V4L215 5V6H221ZM236 5H240V3H239V4L236 3ZM258 5H259V4H258ZM258 5H257V7H258ZM17 6H18V8H19V4H18ZM17 6H15V7H17ZM25 6H26V5H25ZM28 6H29V5H28ZM52 6H53V5H51V7H52ZM56 6H57V5H56ZM68 6H69V5H68ZM81 6H82V5H81ZM81 6H80V7H81ZM100 6H101V4H100ZM126 6H127V5H126ZM136 6H137V5H136ZM136 6H134V7H136ZM138 6H137V7H138ZM147 6H148V5H147ZM158 6H159V5H158ZM178 6H177V7H178ZM182 6H183V5H182ZM187 6H186V7H187ZM222 6H223V5H222ZM222 6H221L220 8H222ZM2 7H4V6L2 5ZM6 7H7V6H6ZM6 7H5V8H6ZM13 7H14V5H13ZM21 7H23V5H22ZM48 7H49V6H48ZM60 7H62V8L64 9L65 5H64V6L61 5ZM85 7H86V5H85ZM91 7H92V5H91ZM120 7H121V6H120ZM124 7H123V8H124ZM129 7H130V6H129ZM144 7H143V8H144ZM159 7H160V6H159ZM170 7H171V6H170ZM174 7H175V9H174ZM174 7L172 8V9H174V10L171 9V10H172V11H171V12H172L171 14H172V16H173V19H174V15H173V14H175L173 11H175V10L177 9L176 6H174ZM186 7H184V8H186ZM7 8H8V7H7ZM10 8H12V7H10ZM27 8H29V7H27ZM43 8H47V6H46V7L43 6ZM62 8H61V9H62ZM81 8H82V7H81ZM81 8H80V10H81ZM94 8H95V5H94ZM114 8H115V7L112 8V14H113V15H116V16L118 15V16H117L118 19H121V18H119V17H121V16H119V15H120V14H121V15H124V14H122L123 11L120 10V8H118L117 10L114 9ZM139 8H140V7H139ZM141 8H142V7H141ZM143 8L140 9V10H143V11H144ZM149 8H150V6H149ZM155 8H156V10H157L158 7L155 6ZM167 8H168V7H167ZM188 8H189V6H188ZM188 8H186V9H188ZM196 8H197V7H196ZM196 8H195V10H196ZM220 8H219V9H220ZM0 9H1V7H0ZM2 9H3V8H2ZM12 9H13V8H12ZM19 9H20V8H19ZM40 9H42V8H40ZM58 9H59V8H58ZM61 9H60V10H61ZM65 9H67V3H66V7H65ZM69 9H70V8H69ZM69 9H67L65 12L69 13V11H72V13L74 12V14H76V13H75L76 11L69 10ZM82 9H83V8H82ZM85 9H86V8H85ZM92 9H93V8H92ZM97 9H98V8H97ZM100 9H101V8H100ZM103 9H105V8H103ZM109 9H110V8H109ZM132 9H133V12H135L136 15L138 16L137 11L140 12V11L138 10V8H137V11H136V8H135V9L132 8ZM132 9H130V10H132ZM168 9H169V8H168ZM181 9H182V8H181ZM186 9H185V10H186ZM198 9L201 10L199 7H198ZM198 9H197V11H198ZM6 10H7V9H6ZM6 10H3V11H6ZM9 10H10V9H9ZM9 10H8V11H9ZM23 10H24V8H23ZM26 10H27V9H26ZM26 10H25V13H26ZM29 10H30V9H29ZM55 10H56V12H57V9H56V8H55ZM55 10H54V11H55ZM60 10H59V11H60ZM68 10H69V11H68ZM74 10H76V9L74 8ZM80 10H79V11H80ZM86 10H87V9H86ZM95 10H96V9H95ZM106 10L109 11L108 9H106ZM106 10H105V11H106ZM124 10H126V9L124 8ZM127 10H129L128 7H127ZM146 10H147V9H146ZM152 10H153V8H152ZM177 10H178V9H177ZM177 10H176V11H177ZM207 10H210V8H208ZM216 10H217V9H216ZM220 10H221V9H220ZM18 11H19V10H17V12H16V10H15L16 13H18ZM27 11H28V10H27ZM42 11H43V10H42ZM100 11H101V10H100ZM110 11H111V10H110ZM143 11H141V12L143 13ZM149 11H150V9H149ZM163 11H165V10H163ZM178 11H179V10H178ZM180 11H182V10H180ZM190 11H191V10H190ZM1 12H2V11H1ZM9 12H11V11H9ZM15 12H14V14H15ZM19 12H20V11H19ZM21 12H22V11H21ZM28 12H30V11H28ZM31 12H32V11H31ZM35 12H36V11H35ZM62 12H63V11H62ZM80 12H82V11H80ZM80 12H77V13L82 14L84 11H83L82 13H80ZM85 12H86V11H85ZM90 12H91V11H90ZM128 12H129V11H128ZM133 12L131 13V15H132V16L134 15V18H135L136 15L133 14ZM153 12H154V10H153ZM153 12H152V13H153ZM160 12H161V9H160ZM166 12H167V10H166ZM183 12H185V11L183 10ZM183 12H182V13H183ZM187 12H188V11H187ZM192 12H193V13H194V12L196 13V11H192ZM192 12H190V13H192ZM213 12H214V11H213ZM213 12H210V13H209V16H211L210 14L213 13ZM219 12H220V11H219ZM3 13H4V12H3ZM3 13H2V16H3ZM60 13H61V12H60ZM63 13H64V12H63ZM125 13H126V12H125ZM146 13H147V12H146ZM150 13H151V12H150ZM154 13H155V12H154ZM168 13H170V12L168 11ZM168 13H167V14H168ZM178 13H179V12H178ZM188 13H189V12H188ZM188 13H185V14H187L186 16L184 15V13H183V15H184L185 17L188 16L187 18H190L191 21H192L193 19H192L191 17H196V14H194V16H193V15L190 14V13H189L190 15H188ZM198 13H199V11H198ZM198 13H197V14H198ZM203 13H205V12H203ZM216 13H217V12H216ZM220 13H221V12H220ZM225 13H226V12H225ZM0 14H1V13H0ZM4 14H6V13H4ZM8 14H9V13H8ZM22 14L25 15V14H24V11L21 13V16H22ZM31 14H32V13H31ZM58 14H59V13H58ZM90 14H91V13H90ZM100 14H102V16L104 15L102 12H101ZM109 14H111V13H109ZM109 14H107V15H109ZM128 14H129V13H128ZM128 14H127L126 18L128 17ZM160 14H162V13H160ZM171 14H170V15H171ZM180 14H181V13H180ZM200 14H202V13H200ZM200 14H199V15H200ZM207 14H208V13L206 12L205 15H207ZM217 14H218V13H217ZM16 15H19V16H20L19 13L16 14ZM27 15H30V14L27 13ZM39 15H40V14H39ZM56 15H57V13L55 14V16H56ZM97 15H98V14H97ZM129 15H130V14H129ZM131 15H130V16H131ZM154 15H155V14H154ZM168 15H169V14H168ZM176 15H177V13H176ZM178 15H179V14H178ZM183 15H182V17H183ZM219 15H221V14H219ZM219 15H218V16H219ZM222 15H223V14H222ZM226 15H227V14H226ZM226 15H224V18H225V17L227 18ZM248 15H249V13H248ZM250 15H251V14H250ZM12 16L15 17L14 15H12ZM19 16H18V17H19ZM33 16H34V15H33ZM33 16H30V17L33 18ZM41 16H43V15H41ZM57 16H58V15H57ZM64 16H67V17H68L67 14L64 15ZM70 16H71V15H69V17H70ZM76 16H77V15H76ZM78 16H79V15H78ZM78 16H77V17H78ZM80 16H82V15H80ZM100 16H101V15H100ZM116 16H112V18H113V17H116ZM130 16H129V17H130ZM137 16H136L135 19L133 18L134 21L138 18ZM146 16H147V15H146ZM150 16H152V14H151ZM150 16H149V17H150ZM162 16H163V15H162ZM190 16H191V17H190ZM209 16H208V19H210V18L212 17V16H211V17L209 18ZM230 16H231V15H230ZM3 17H4V16H3ZM7 17H9V16H7ZM10 17H11V16H10ZM16 17H17V16H16ZM18 17H17V18H18ZM23 17H24V16H23ZM23 17H21V18H23ZM38 17H39V16H38ZM61 17H63V14H62V16L60 15V18H61ZM74 17H75V16H74ZM82 17L84 18V13H83V16H82ZM82 17H81V18H82ZM86 17H88V15H87ZM89 17H90V16H89ZM124 17H125V16H124ZM165 17H166V18H169V16L167 17L166 13H165ZM165 17L163 16V18H165ZM197 17H198V19H199V16H197ZM200 17H201V16H200ZM202 17L205 18V17H207V16L204 17V16L202 15ZM24 18H25V17H24ZM27 18H28V17H27ZM31 18H30V19H31ZM35 18H36V17H35ZM40 18H41V17H40ZM64 18H65V17H64ZM93 18H95L94 15H93ZM96 18L99 19L98 17H96ZM96 18H95V19H96ZM104 18H106V16H104ZM140 18H142V17H140ZM140 18H138V19H140ZM143 18H144V15H143ZM179 18H180V17H179ZM183 18H184V17H183ZM183 18H182V20H183ZM44 19H45V18H44ZM58 19H59V17H58ZM61 19H62V18H61ZM66 19H67V18H66ZM66 19H65V20H66ZM72 19L77 20L76 18H72ZM79 19H80V17H79ZM90 19H91V18H90ZM100 19L103 20V17L100 18ZM122 19H124V18H122ZM133 19H132V21H133ZM154 19H158V18H154ZM169 19H172V18L170 17ZM175 19H177V18L175 17ZM200 19H201V18H200ZM200 19H199V20H200ZM206 19H207V18H206ZM5 20H6V19H5ZM11 20H12V18H11ZM18 20H19V19H18ZM20 20H21V19H20ZM22 20H24V19H22ZM33 20H34V19H33ZM33 20H32V21H33ZM37 20H38V19H37ZM41 20H42V19H41ZM62 20H63V19H62ZM104 20H105V19H104ZM106 20H107V19H106ZM111 20H112V19H111ZM127 20H128V19H127ZM146 20H147V18H146ZM151 20H152V18H151ZM151 20H149V21L151 22ZM160 20H161V19H160ZM180 20H181V19H180ZM182 20H181V21H182ZM184 20H187V21H188V19H185V18H184ZM184 20H183V21H184ZM194 20H196V19L194 18ZM0 21H1V20H0ZM15 21H17V20L15 19ZM55 21H56V19H55ZM71 21H72V20H71ZM94 21H95V23H97L96 20H94ZM113 21L115 22L114 19H113ZM120 21H121V20H120ZM147 21H148V20H147ZM156 21H159V20H156ZM173 21H174V20H173ZM173 21H172V25L174 24ZM177 21H178V19H177ZM181 21H180V22H181ZM183 21H182V22H183ZM187 21H186V22H187ZM197 21H198V20H197ZM8 22H9V21H8ZM8 22H7V23H8ZM12 22H13V21H12ZM20 22H21V21H20ZM48 22H49V21H48ZM61 22H62L61 24H64V25H65V23H66V22L64 23L63 21H61ZM69 22H70V20H69ZM69 22H68V23H69ZM81 22H82V20H81ZM85 22H86V21L84 20V23H85ZM98 22H99V21H98ZM100 22H101V21H100ZM103 22H104V21H102V24H103ZM105 22H106V21H105ZM107 22H108V20H107ZM159 22H162V23H163L162 20L159 21ZM159 22H158V23H159ZM195 22H196V21H195ZM7 23H6V24H7ZM9 23H10V22H9ZM9 23H8V24H9ZM22 23H23V22H22ZM22 23H21V24H22ZM37 23H38V21H37ZM43 23H44V22H43ZM70 23H71V22H70ZM72 23H73V21H72ZM75 23H76V22H75ZM88 23H90V22H88ZM88 23H86L87 26L89 25ZM91 23H92V22H91ZM91 23H90V24H91ZM93 23H94V22H93ZM93 23H92L91 25H93ZM115 23H116V22H115ZM119 23H120V22H119ZM121 23H123V21H122ZM139 23H140V22H139ZM151 23H153V22H151ZM154 23H155V21H154ZM154 23H153V24H154ZM164 23H165V22H164ZM164 23H163V24H164ZM178 23H179V22H177L176 24H178ZM184 23H185V21H184ZM184 23H183V24H184ZM191 23H192V22H191ZM191 23H190V21H189V25H190ZM14 24H15V23H14ZM29 24H30V23H29ZM45 24H46V23H45ZM51 24H52V22H51ZM51 24H50V25H51ZM53 24H54V23H53ZM57 24L60 25V23H57ZM86 24H85V25H86ZM102 24H100V27L102 26ZM111 24H112V23H111ZM116 24H117V23H116ZM123 24H124V23H123ZM153 24H152V25H153ZM166 24H167V26H168V25L170 26V24H168L167 22H166ZM166 24H165V25H166ZM180 24L182 25V23H180ZM9 25H12V24H9ZM37 25H38V24H37ZM39 25H41V24H39ZM48 25H49V24H48ZM69 25H70V24H69ZM80 25H83V24L80 23ZM80 25H79V28H80ZM94 25H95V24H94ZM103 25H104V24H103ZM119 25H120V24H119ZM121 25H122V24H121ZM121 25H120V26H121ZM126 25H127V23H126ZM140 25H141V23H140ZM158 25H161V26H159V27H158V26L155 27L154 25H153V26L155 27V29H156L157 27H158V28H161V27L164 26V25L162 26V24H160V23H159ZM186 25H187V24H186ZM196 25H197V24H196ZM6 26H8V25H5V27H6ZM17 26H19V25L16 24V27H17ZM45 26H46V25H45ZM61 26H62V25H61ZM61 26H60V27H61ZM74 26H75V25H74ZM77 26H78V25H77ZM87 26H86V27H87ZM89 26H90V25H89ZM95 26H96V25H95ZM97 26H98V25H97ZM108 26H109V22H108ZM111 26H112V25H111ZM116 26H117V25H116ZM122 26H123V25H122ZM122 26H121L120 28H122ZM124 26H125V24H124ZM129 26H130V25H129ZM131 26H134V25H131ZM142 26H143V25H142ZM145 26H147V24H145ZM145 26H144V27H145ZM153 26H152V27H153ZM167 26H166V27H167ZM175 26H176V25H175ZM175 26H174V27H175ZM184 26H185V25H183V26H180V25H179V27H178V26H177V27L180 28V27H184ZM187 26H188V25H187ZM187 26H185V27H187ZM190 26H192V24H191ZM10 27H11V26H10ZM10 27H8V29H10ZM14 27H15V26H14ZM39 27H40V26H39ZM58 27H59V26H58ZM60 27L58 28L59 31H60ZM62 27H63V26H62ZM70 27H71V26H70ZM75 27H76V26H75ZM75 27H73V31H75V29H74ZM81 27H83V26H81ZM86 27H85V28H86ZM114 27H115V26H114ZM117 27H118V26H117ZM117 27H116V29H117ZM144 27H142V28H144ZM174 27H173V28H174ZM177 27H175V29H177ZM188 27H189V26H188ZM188 27L185 28V29H188ZM194 27H195V26H194ZM41 28H43L42 25H41ZM46 28H47V27H46ZM51 28H53V26H51ZM51 28H50V29H51ZM54 28L57 29V27H54ZM54 28H53V30H54ZM77 28H78V27H77ZM87 28H89V27H87ZM103 28H104V26H103ZM124 28H125V27H124ZM126 28H127V27H126ZM128 28H131V27H128ZM128 28H127V29H128ZM132 28H133V27H132ZM135 28H136V27H135ZM137 28H138V27H137ZM148 28H149V27H148ZM150 28H151V26H150ZM150 28H149V29H150ZM191 28H192V27H191ZM2 29H3V28H2ZM2 29H1V30H2ZM13 29H14V28H13ZM34 29H36V27H35ZM50 29H49V30H50ZM56 29H55V30H56ZM58 29H57V30H58ZM108 29H109V28H108ZM111 29H112V28H111ZM145 29H146V28H145ZM155 29H154V30H155ZM163 29H164V28H163ZM166 29H167V28H166ZM166 29H165V30H166ZM170 29H171V28L168 29V30H169V31H168V34H172V32H173L172 29H171V30H170ZM182 29H183V28H182ZM185 29H184V30H185ZM210 29H211V28H210ZM210 29H209V30H210ZM1 30H0V31H1ZM20 30H21V29H20ZM27 30H28V29H27ZM36 30H37V29H36ZM36 30H35L34 32H36ZM42 30H44V29H42ZM46 30H47V29H46ZM51 30H52V29H51ZM55 30H54V31H55ZM89 30H90V29H89ZM113 30H114V28H113ZM117 30H119V28H118ZM117 30H116V32H117ZM121 30H122V29H121ZM125 30H126V29H125ZM146 30H147V29H146ZM150 30H151V32H152V29H150ZM150 30H147V31H150ZM161 30H162V29H161ZM188 30H190V31H191V30L194 31L193 29H188ZM195 30H196V28H195ZM197 30H200V31L202 32L204 29H203V30H202V29H197ZM197 30H196V31H197ZM207 30H208V29H207ZM209 30H208V31H209ZM214 30H216V29L214 28ZM214 30H212V31H214ZM220 30H221V29H220ZM220 30L218 29L217 31L219 32ZM2 31L4 32V29H3ZM32 31H33V30H32ZM38 31H39V30H38ZM64 31H65V30H64ZM64 31H62V32H64ZM127 31H128V30H127ZM129 31L131 32V35H132V33H134V34L137 33V34H138V32H133V30H131V29H130ZM155 31H156V30H155ZM155 31H154V32H155ZM171 31H172V32H171ZM175 31H177V30H174V32H175ZM180 31H181V30H180ZM180 31H178V32H180ZM200 31H198L199 34L201 33ZM205 31H206V30H204L203 33H204ZM217 31H216V32H217ZM13 32H14V31H13ZM25 32H26V34H28L27 31H25ZM39 32H40V31H39ZM39 32H38L37 36H33V37H32V40H33L34 37H38ZM47 32H48V31H47ZM57 32H58V31H57ZM60 32H61V31H60ZM62 32H61L60 34H63ZM71 32H72V30H71ZM164 32H165V31H164ZM170 32H171V33H170ZM181 32H182V31H181ZM183 32H184V31H183ZM210 32H211V30H210ZM214 32H215V31H214ZM214 32H213V35H216V33L214 34ZM218 32H217V33H218ZM223 32H224V30H223ZM223 32H222V33H223ZM5 33H6V32H5ZM15 33H16V32H14V34H15ZM31 33H33V32H31ZM36 33H37V32H36ZM45 33H46V32H44V34H45ZM51 33H53V32H51ZM117 33H121V32L119 31V32H117ZM142 33H143V31H142ZM147 33H148V32H147ZM147 33H146V34H147ZM175 33H176V32H175ZM175 33H174V34H175ZM187 33H188V31H187ZM187 33H186V35H188ZM195 33H196V32H195ZM195 33H194V34H195ZM203 33H202V36L206 38V36L203 35ZM220 33H221V31H220ZM224 33H225V32H224ZM224 33H223V34H224ZM239 33H241V32H239ZM239 33H238V35H237V34H235V35H236V36H240L241 34L239 35ZM0 34H1V33H0ZM19 34H20V33H19ZM19 34H18V35H19ZM23 34H24V33H23ZM41 34H42V31H41ZM48 34H49V32H48L46 35H48ZM60 34H58V35L61 36ZM64 34H65V32H64ZM64 34H63V35H64ZM72 34H74V32H73ZM72 34H71V35H72ZM134 34H133V35H134ZM148 34H150V33H148ZM155 34H156V33H155ZM160 34H161V33H160ZM168 34H166V35H168ZM174 34H173V35H174ZM194 34H191V35H190V36H191V38H190L191 41H192V35H194ZM205 34H206V32H205ZM210 34H211V33H210ZM210 34H209V33L206 34L207 37H208V35L210 36ZM218 34H219V33H218ZM223 34H222V35H221V34L216 35V36L218 37V40H219V38H220L219 36H223ZM2 35H3V34H2ZM4 35H5V34H4ZM15 35H16V34H15ZM18 35H16V37H17ZM21 35H22V34H21ZM21 35H20V36H21ZM24 35H25V34H24ZM24 35H23V36H24ZM30 35H32V34H30ZM30 35L28 34V36H29L28 39H27L28 41H29V38H31ZM51 35H52V34H51ZM51 35H50V36H51ZM67 35H68V34H67ZM71 35H70V36H71ZM133 35H132V36H133ZM156 35H157V34H156ZM156 35L153 36L154 39L157 38V37L155 38ZM183 35H185V32H184ZM226 35H227V34H226ZM226 35L224 34L223 37H226V39L228 38V39L230 40V35H229V37H227ZM231 35H232V34H231ZM7 36H8V34L6 35V37H7ZM9 36H10V35H9ZM20 36H18V37L20 38ZM26 36H27V35H26ZM85 36H86V35H85ZM85 36L83 37V39H85ZM116 36H117V35H116ZM135 36H136V35H135ZM137 36H138V35H137ZM139 36H140V34H139ZM188 36H189V35H188ZM202 36H201V38H202ZM211 36H212V35H211ZM216 36H215V37H216ZM232 36H233V35H232ZM232 36H231V37H232ZM236 36H234V37H232V38L235 39ZM0 37H2V36H0ZM10 37H11V36H10ZM18 37H17V38H18ZM86 37H87V36H86ZM88 37L91 38V35L88 36ZM140 37H142V36H140ZM161 37H163V36H161ZM167 37H168V39H169V38L171 37V35L166 36V38H167ZM175 37H177V35H176ZM175 37L173 36L172 38H174V40H175V39H176ZM178 37H179V36H178ZM183 37H184V36H183ZM183 37H182V39H183ZM212 37H214V36H212ZM4 38H5V37H4ZM22 38H23V37H21L20 39L22 40ZM41 38H42V37H41ZM41 38H40V39H41ZM90 38H88V39H90ZM147 38H148V37H147ZM147 38H146V40H148ZM187 38H188V40H189V37H187ZM197 38H198V40H199V38H200V37L198 36V34H197ZM197 38L194 37L195 41H197V40H196ZM237 38H238V37H237ZM237 38H236V39H237ZM1 39H2V38H1ZM1 39H0V41H1ZM35 39H36V38H35ZM37 39H38V38H37ZM42 39H43V38H42ZM81 39H82V37H81ZM83 39H82V40H83ZM141 39H143V37H142ZM151 39H152V38H151ZM180 39H181V38H180ZM180 39H179V40H180ZM203 39H204V38H203ZM215 39H217V38H215ZM220 39H221V38H220ZM222 39H223V38H222ZM226 39H224V41H225ZM236 39H235V40H236ZM5 40H8V39L5 38ZM27 40H26V41H27ZM30 40H31V39H30ZM75 40L78 41V39H75ZM170 40H171V38H170ZM172 40H173V39H172ZM172 40H171V41H172ZM184 40H186V43L188 42V44H189V43L191 44V42L188 41L187 39H184ZM218 40H217V41H218ZM235 40H234V41H235ZM8 41H9V40H8ZM8 41L6 42V45H7V44L10 45V43H9ZM10 41L13 43L12 40H10ZM35 41H38V40H35ZM39 41H40V40H39ZM42 41H43V40H41V42H42ZM84 41L86 42V40H84ZM84 41H82V42H84ZM136 41H138V40H136ZM142 41H143V40H142ZM162 41H163V40H162ZM200 41H201V39L199 40V43H201ZM202 41H203V40H202ZM213 41H215V40L213 39ZM217 41H216V42H217ZM219 41H221V43L224 42V41L222 42V40H219ZM227 41H228V40H227ZM227 41H226V42H227ZM29 42H31V41H29ZM45 42H47V41L45 40ZM138 42H139V41H138ZM145 42H146V41H145ZM145 42L143 41V43H145ZM151 42H152V41H151ZM153 42H154V41H153ZM156 42H157V41H156ZM156 42H154V43L156 44ZM159 42H160V40H159ZM165 42H166V41H165ZM183 42H185V41H183ZM210 42H211V41H210ZM231 42H233V41H231ZM240 42H241V41H240ZM0 43H1V42H0ZM18 43H19V42H18ZM31 43H32V42H31ZM33 43H35V42L33 41ZM37 43H39V42H37ZM42 43H43V42H42ZM70 43H71V42H70ZM74 43H75V41H74ZM76 43H78V42H76ZM79 43H80V42H79ZM139 43H141V42H139ZM149 43H150V42H149ZM178 43H179V42H178ZM193 43H194V42H193ZM193 43L191 44V46L193 45ZM202 43H204V42H202ZM202 43H201V44H202ZM205 43H206V41H205ZM205 43H204V44H205ZM207 43H208V42H207ZM207 43H206V44H207ZM212 43H213V42H212ZM221 43H219V44H220L219 47H221ZM224 43H225V42H224ZM235 43H236V42H234V44H235ZM14 44L17 46V44H16L15 41H14ZM19 44H20V43H19ZM40 44H41V43H40ZM81 44H82V43H81ZM81 44H80V45H81ZM155 44H154V45H155ZM161 44H162V42H161ZM167 44H168V43H167ZM167 44H166L165 46H167ZM188 44H187V46H188ZM190 44H189V45H190ZM197 44H198V42H197ZM197 44H195V45H197ZM201 44H199V45H201ZM206 44H205V45H206ZM228 44L230 45L229 42H228ZM228 44H225V45H228ZM72 45H73V44H72ZM76 45H77V44H75V45L73 46L74 49H77V47H78V49H79V48L82 49V47H81L80 45H79L80 47H79L78 45H77V47H75ZM147 45H148V44H147ZM150 45H152V43H150ZM169 45H170V43H169ZM169 45H168L167 47H169ZM171 45H172V44H171ZM177 45H178V44H177ZM211 45H212V44H211ZM215 45H217V43H216ZM232 45H233V44H232ZM16 46H15V47H16ZM21 46H22V45H21ZM30 46H31V45H30ZM32 46H33V45H32ZM67 46H68V45H67ZM69 46H70V45H69ZM163 46H164V45H163ZM163 46H162V47H163ZM172 46H173V45H172ZM172 46H171V47H172ZM178 46H179V45H178ZM180 46H181V45H180ZM191 46H190V47H191ZM222 46H224V44H222ZM238 46H239V45H238ZM3 47H4V46H3ZM10 47L13 48V45H11ZM28 47H29V45H28ZM33 47H34V46H33ZM35 47H36V46H35ZM37 47H39V45H38ZM70 47H71V46H70ZM152 47H153V45H152ZM173 47H175V46H173ZM181 47H182V46H181ZM183 47H184V46H183ZM185 47H186V45H185ZM185 47L183 48V50L185 49ZM188 47H189V46H188ZM215 47H216V46H215ZM217 47H218V46H217ZM217 47H216V48H217ZM228 47H229V46H227V47L225 46L224 48H228ZM230 47H231V45H230ZM1 48H2V47H1ZM12 48H11V49H12ZM30 48H31V47H30ZM66 48H67V47H66ZM147 48L149 49V47H147ZM164 48H165V47H164ZM195 48H196V47H195ZM195 48L192 49V47H191L192 50H194ZM56 49H57V48H56ZM58 49H59V48H58ZM61 49H62V47H61ZM69 49H70V48H69ZM71 49H72V48H71ZM145 49H146V48H145ZM157 49H158V48H156L155 51H156ZM160 49H161V48H160ZM162 49H163V48H162ZM170 49L172 50V49H174V48H170ZM176 49H177V48H176ZM176 49H174V50H176ZM179 49H180V48H179ZM179 49H177V50H179ZM219 49H220V48H219ZM219 49H218V50H219ZM233 49H234V48H233ZM8 50H10V49H8ZM15 50H16V49H15ZM65 50H66V49H65ZM65 50H64V51H65ZM79 50H80V49H79ZM153 50H154V48H153ZM167 50H168V48H167ZM171 50H170V51H171ZM180 50H181V51H180ZM180 50H179L180 52H179V51H177V52L181 54L182 49H180ZM221 50H223V51L225 52L226 49L224 50L223 47H222ZM221 50H220V51H221ZM227 50H229V48H228ZM247 50H248V49H247ZM247 50L245 49V51H247ZM249 50H250V49H249ZM254 50H255V49H254ZM254 50H252V51H254ZM5 51H7V50H5ZM16 51L19 52V50H16ZM16 51H14V52H16ZM61 51H62V50H61ZM72 51H73V50H72ZM75 51H77V50H75ZM82 51H83V50H81V52H82ZM148 51H149V50H148ZM155 51H154V52H155ZM168 51H169V50H168ZM233 51H234V50H233ZM256 51H257V50H256ZM258 51H259V50H258ZM0 52H1V51H0ZM3 52H4V51H3ZM14 52H13V53H14ZM18 52H17V53H18ZM67 52H70V51H67ZM158 52H159V51H157V53H158ZM160 52H161V51H160ZM160 52H159V53H160ZM172 52L174 53V51L172 50L171 52H169V54L172 53ZM185 52H187V51L185 50ZM218 52H219V51H218ZM254 52H255V51H254ZM254 52H253V53H254ZM6 53H7V52H6ZM6 53H5V54H6ZM25 53H26V52H25ZM56 53H57V52H56ZM70 53H71V52H70ZM76 53H77V52H76ZM76 53H75V55H76ZM79 53H80V52H79ZM82 53H83V52H82ZM86 53H87V52H86ZM150 53L153 54V52H152L151 50H150ZM155 53H156V52H155ZM159 53H158V54H159ZM188 53H189V52H188ZM188 53H187V54H188ZM191 53H192V52H191ZM191 53H190V54H191ZM193 53H194V52H193ZM219 53L222 54L221 52H219ZM229 53H232V52H231V49H230V52H229ZM247 53H248V51H247ZM2 54H3V53H2ZM8 54H9V53H8ZM20 54H21V53H20ZM59 54H61V53H59ZM62 54H63V53H62ZM62 54H61V55H62ZM64 54H66V53L64 52ZM67 54H68V53H67ZM67 54H66V55H67ZM175 54H176V53H175ZM175 54H174V55H175ZM180 54H179V55H180ZM182 54H183V52H182ZM187 54H186L185 56H187ZM224 54H225V56H226V53H224ZM224 54H222V59H223V57L225 58ZM227 54H228V52H227ZM250 54H252V52H251ZM254 54H256V52H255ZM257 54H259V53H257ZM260 54H261V53H260ZM12 55H15V54H12ZM12 55H10V56L12 57ZM16 55H17V54H16ZM55 55H56V54H55ZM61 55H60V56H61ZM73 55H74V54H73ZM84 55H85V54H84ZM159 55H160V54H159ZM159 55L157 56V59H158V57L160 58V56H161L162 54H161L160 56H159ZM170 55H171V54H170ZM176 55H177V54H176ZM176 55H175V56H176ZM179 55L176 56V57L179 58ZM229 55H230V54H229ZM229 55H227V57H230ZM246 55H247V56H246ZM0 56H1V55H0ZM3 56H4V55H3ZM20 56H22V55H20ZM25 56H26V55H25ZM56 56H57V55H56ZM56 56H55V57H56ZM67 56H68V55H67ZM70 56H71V55H70ZM70 56H69V57H70ZM80 56H82L81 53H80ZM85 56H86V55H85ZM163 56H164V55H163ZM248 56H250L249 53H248V54H244V58H245V60H246V58H247ZM256 56H257V55H256ZM4 57H5V56H4ZM4 57H3L2 59H3V61L5 62L6 60H4ZM16 57H17V56H16ZM29 57H30V56H29ZM47 57L49 58L50 56H47ZM47 57H46V58H47ZM58 57H59V55H58ZM77 57H78V56H77ZM86 57H87V56H86ZM154 57H155V56H154ZM166 57H167V59H169V61H166V60H167L166 58H165L166 60H165V59H164V60H165L166 62H168L167 64H169V66H170L172 63L170 64L169 62H170L171 60H173V59L175 60V57H174V58H173V57L171 58V56H169V57H170V58H169L167 55H166ZM180 57H181V55H180ZM227 57H226V58H227ZM232 57H233V56H232ZM258 57L260 58L261 56L259 55ZM258 57H257V59H258ZM0 58H1V57H0ZM12 58H13V57H12ZM30 58H31V57H30ZM33 58H34V57H32V60H33ZM48 58H47V59H44L43 61L48 60ZM71 58H72V56H71ZM83 58H84V57H83ZM83 58H82V59H83ZM230 58H231V57H230ZM233 58H234V57H233ZM244 58L242 57V60H243ZM17 59H18V62H22V61H19L20 59H21V60H25V61H27L26 58L23 59V58H20V57L18 58V57H17ZM79 59H80V57H79ZM86 59H87V58H86ZM160 59H161V58H160ZM160 59H159V61H160ZM170 59H171V60H170ZM255 59H256V57H255ZM255 59L253 60V58H252V60H253L254 62L256 61ZM261 59H264V57L260 58L259 61H260ZM7 60H8V59H7ZM13 60H16V58H14ZM30 60H31V59H30ZM35 60H36L37 63H38V60H37V59H35ZM50 60H52V58H50ZM50 60H49V61H50ZM73 60H75V58H74ZM77 60H78V59H76V62H77ZM225 60H226V59H224L222 62H221V60H220V62L222 63V65H223V63L225 62ZM227 60H228V58H227ZM230 60H231V59H230ZM232 60H233V59H232ZM235 60H236V59H235ZM245 60L242 61V63L245 62ZM252 60H251V61H252ZM0 61H2V60H0ZM10 61H11V60H8V61H6V62H9V63H10ZM16 61H17V60H16ZM16 61H15V62H16ZM28 61H29V59H28ZM28 61H27V62H28ZM247 61H248V60H247ZM251 61H248V62H249V64H247L248 67H247V65H244V66H243L244 63H243V64L241 63L242 66H240V68L243 69L242 67H244L243 70H245V69L247 68L246 70H248V72L250 71V74H251V75H254V74H255L254 76L257 75V77H259L260 75H262V73H263V71H264V70L261 71V69H263V67H264V64H263V62L261 63V61H260V65H259V64H258L259 61H258V62L256 61V62H255V65L252 66V64H251L252 62H251ZM262 61H264V60H262ZM29 62H31V61H29ZM46 62H48V61H46ZM72 62H75V61H72ZM160 62H163V61H160ZM171 62H172V61H171ZM227 62H228V61H227ZM227 62H225V63H227ZM231 62H232V61H231ZM235 62L237 63L238 61H235ZM248 62H247V63H248ZM24 63H25V62H24ZM77 63H78V62H77ZM225 63H224V64H225ZM0 64H1V63H0ZM14 64H15V63H14ZM14 64H13V66H14ZM16 64H18V66H20L19 63H16ZM16 64H15V65H16ZM21 64H22V63H21ZM29 64H30V63H29ZM31 64L34 65L33 63H31ZM35 64H36V62H35ZM163 64H165V63H163ZM231 64H232V63H231ZM233 64H234V63H233ZM239 64H240V63L238 62V65H239ZM256 64H258V65L256 66ZM4 65H5V64L1 65V68L4 67ZM7 65H8V64H7ZM26 65H28V63H26ZM32 65H30V68H29L30 70H31V66H32ZM38 65H40V64L38 63ZM38 65H37V67H38ZM74 65H75V64H74ZM79 65H80V63H79ZM165 65H166V64H165ZM165 65H164V67H167V65H166V66H165ZM225 65H226V64H225ZM228 65H229V64H228ZM235 65L238 67V70H240L239 66H238L237 64H235ZM235 65H234V67H236ZM16 66H17V65H16ZM18 66H17V67H18ZM23 66H24V65H23ZM5 67H6V66H5ZM7 67H8V66H7ZM14 67H15V66H14ZM14 67H13V68H14ZM17 67H15V70H16ZM27 67H28V66H27ZM27 67H26V68H27ZM158 67H160V66L158 65ZM226 67H227V66H226ZM237 67H236V68H237ZM245 67H246V68H245ZM261 67H262V68H261ZM22 68H23V67H22ZM38 68H39V67H38ZM169 68H172V67H168V69H169ZM173 68H174V67H173ZM173 68H172V69H173ZM229 68H232V66L229 67ZM236 68H235V69H236ZM248 68H249L250 70H249ZM259 68H260V70H259ZM2 69H3V68H2ZM5 69H6V68H5ZM5 69H4V70H5ZM11 69H12V68H11ZM32 69L34 70V68H32ZM55 69H56V68H55ZM166 69H167V68H166ZM21 70H22V72H23L24 70H25L24 72L29 71V70H26V69L23 70V69L20 68V71H17V72L20 73ZM238 70H237V71H238ZM246 70H245V71H246ZM5 71H6V70H5ZM31 71H32V70H31ZM232 71H233V69H232ZM245 71L243 72V75H244ZM7 72H8V70H7ZM11 72H12V71H11ZM15 72H16V71H15ZM22 72H21V74L24 73V72H23V73H22ZM29 72H30V71H29ZM35 72H36V71H35ZM53 72H54V71H53ZM56 72H57V71H56ZM56 72H55V73H56ZM65 72H66V71H64L63 75H65ZM32 73H34V72H32ZM32 73H31V74H32ZM55 73H54V74H55ZM25 74H26V73H25ZM27 74L29 75L30 73H27ZM34 74H35V73H34ZM57 74H59V73H57ZM233 74H234V73H233ZM233 74L231 73V75H233ZM236 74L239 75V72L236 73ZM236 74H235V75H236ZM241 74H242V71H241ZM245 74H247V73H245ZM258 74H260V75H258ZM19 75H20V74H19ZM37 75H38V73H37ZM46 75H47V74H46ZM51 75H53V73H52ZM55 75H56V74H55ZM172 75H173V74H172ZM231 75H230V76H231ZM243 75H242V76H243ZM248 75H249V74H248ZM248 75H247V76H248ZM24 76H25V75H24ZM24 76H23V77H24ZM31 76H32V75H30V78H29V79H31ZM35 76H36V74H35ZM35 76H34V77H35ZM38 76H39V75H38ZM38 76H37V78H38ZM58 76H59V75H58ZM60 76H61V75H60ZM230 76L228 75V77H230ZM245 76H246V75H244V77H245ZM263 76H264V75H262V77H263ZM32 77H33V76H32ZM41 77H42V75H41ZM49 77H50V76H49ZM52 77H54V76H52ZM56 77H57V75H56ZM56 77H55V78H56ZM170 77H171V76H170ZM232 77H233V76H232ZM244 77H243V78H244ZM249 77H251V76H249ZM262 77H259V78H262ZM11 78H12V77H11ZM13 78H14V77H13ZM24 78H26V77H24ZM45 78H46V76H45ZM47 78H48V77H47ZM47 78H46V79H47ZM50 78H51V77H50ZM50 78H49V79H50ZM62 78H64V77H62ZM174 78H175V77H174ZM230 78H231V77H230ZM245 78H246V77H245ZM5 79L7 80V78H5ZM29 79L26 80V81L29 82ZM232 79H233V78H232ZM234 79L237 80V78H234ZM238 79H239V78H238ZM256 79H257V78H256ZM256 79H255V80H256ZM262 79H263V78H262ZM33 80H34V78L32 79V81H33ZM39 80H40V78H39ZM44 80H45V79H44ZM52 80H53V79H52ZM52 80H51V81H52ZM249 80H250V78H249ZM255 80H254V81L251 80L252 83L255 82ZM16 81H17V80H16ZM20 81H21V80H20ZM22 81H23V80H22ZM30 81H31V80H30ZM32 81H31V85H32ZM42 81H43V80H42ZM55 81H56V80H54V82H55ZM230 81H231V80H230ZM244 81H245V80H244ZM251 81H250V82H251ZM259 81H260V80H259ZM263 81H264V79H263ZM263 81H260L261 84H262ZM18 82H19V81H18ZM23 82H24V81H23ZM36 82H37V84L39 83L38 80H37ZM40 82H41V80H40ZM45 82H48V81H45ZM228 82H229V81H228ZM256 82H257V81H256ZM256 82H255V83H256ZM6 83H9V82H6ZM12 83H13V82H12ZM34 83H35V82H34ZM34 83H33V84H34ZM51 83H52V82H51ZM51 83L49 82V84H51ZM57 83H58V82H57ZM243 83H244V82H243ZM247 83H249V82H247ZM258 83H259V82H258ZM4 84H5V83H4ZM13 84H14V83H13ZM54 84H56V83H54ZM0 85H1V84H0ZM10 85H11V84H10ZM19 85H21V84L19 83ZM35 85H36V84H35ZM46 85H47V84H46ZM228 85H229L230 87H232V88H230V90H229V93H228L229 95H230V93H233V92H234V95H235V94H239V95H240V91H241L240 88H241V89L244 88V87L242 86V85H244V84H241L240 82H237V81H236V85H235V84H231V85L228 84ZM228 85H225V86H226L225 89L228 88V87H227ZM240 85H241V87H240ZM258 85H259V84H258ZM5 86H6V85H5ZM8 86H9V84H8ZM14 86H16V85H14ZM17 86H18V84H17ZM17 86H16V87H17ZM43 86H44V85H43ZM50 86L53 87V85H50ZM255 86L257 87V85H255ZM9 87H11V86H9ZM27 87H28V86H27ZM30 87H32V86H30ZM48 87H49V86H48ZM2 88H3V87H2ZM2 88H1V86H0V89H2ZM7 88H8V87H7ZM11 88H12V87H11ZM38 88H39V87H38ZM20 89H21V87H20ZM42 89H43V88H42ZM59 89H60V88H59ZM225 89H224V90H225ZM9 90H10V89H9ZM11 90L13 91V89H11ZM14 90H16V89H14ZM31 90H32V88H31ZM35 90H36V89H35ZM37 90H38V89H37ZM37 90H36V91H37ZM51 90H52V89H51ZM51 90L49 89V91H51ZM54 90H55V89H54ZM218 90H220V88H219ZM221 90H222V89H221ZM221 90H220V91H221ZM227 90H228V89H227ZM1 91H2V90H1ZM3 91H6V90H3ZM7 91H8V89H7ZM19 91H20V90H19ZM19 91H18V92H19ZM26 91H28V90H26ZM29 91H30V90H29ZM32 91H33V90H32ZM38 91H39V90H38ZM41 91H43V90H41ZM46 91H47V90H45V92H46ZM55 91H56V90H55ZM59 91H61V90H58L57 92H59ZM10 92H11V91H10ZM23 92H24V91H23ZM23 92H22V95H23ZM218 92H219V91H218ZM226 92H227V91H226ZM242 92H243V91H242ZM247 92H250V96H252V94H251L252 92H251V91H247ZM15 93H16V92H15ZM15 93H14L13 95H16ZM34 93H35V92H34ZM40 93H42V92H40ZM49 93H50V92H49ZM219 93H220V92H219ZM243 93H244V92H243ZM29 94H30V93H29ZM54 94H55V93H54ZM62 94H64V93H62ZM216 94H218L217 91L215 92V95H216ZM221 94H222V91H221ZM247 94H248V93H247ZM43 95H44V94H43ZM58 95H60V94L58 93ZM0 96H1V94H0ZM4 96H5V95H4ZM17 96H20V95H17ZM23 96H24V95H23ZM27 96H28V94H27ZM41 96H42V95H41ZM44 96H45V95H44ZM52 96H53V95H52ZM62 96H63V95H62ZM220 96H221V95H220ZM220 96H219V97L217 96V99H219ZM222 96H223V95H222ZM222 96H221V97H222ZM231 96L233 97V95H231ZM231 96H230V97H231ZM235 96H236V95H235ZM245 96L249 97L248 95H245ZM7 97H8V96H7ZM46 97L48 98V96H46ZM53 97H55V96H53ZM211 97L214 99V96H211ZM224 97H225V96H224ZM224 97H223V99H224ZM232 97H231V98H232ZM237 97H238V96H237ZM242 97H243V95H242ZM1 98H2V97H1ZM4 98H6V97H4ZM4 98H3V99H4ZM8 98H10V100H11V97H10V96H9ZM17 98H19V97H17ZM20 98H21V97H20ZM226 98H229V96L227 97V93H226ZM238 98H239V97H238ZM3 99H2V100H3ZM24 99H25V98H24ZM24 99H23V100H24ZM27 99H28V102L31 100V99L29 100V98H27ZM48 99H49V98H48ZM56 99H57V98H56ZM64 99H65V98H64ZM66 99H67V96H66ZM217 99H216V100H217ZM220 99H221V98H220ZM0 100H1V99H0ZM5 100H7V99H5ZM5 100H4V101H5ZM14 100H15V99H14ZM32 100H34V99H32ZM51 100H52V97H51ZM224 100H225V99H224ZM237 100H238V99H237ZM241 100H242V99H241ZM246 100H247V99H246ZM7 101H8V100H7ZM17 101L20 102L21 100L19 99V100H17ZM17 101H16V103L18 104ZM25 101H26V100H25ZM60 101H61V100H60ZM68 101H69V100H68ZM211 101H213V100H211ZM218 101H219V100H218ZM225 101H227V100H225ZM242 101H243V100H242ZM249 101H250V97H249ZM249 101H248V102H249ZM0 102H1V101H0ZM12 102H13V99H12ZM14 102H15V101H14ZM22 102H24V101H22ZM22 102H20V103H22ZM28 102H27V103H28ZM69 102H70V101H69ZM228 102H229V101H228ZM248 102H247V103H248ZM5 103H7V102H5ZM5 103H3V104H5ZM10 103H11V102H10ZM66 103H67V102H66ZM216 103H217V102H216ZM247 103H246V104H247ZM13 104H14V103H13ZM25 104H26V102H25ZM25 104H24V105H25ZM34 104H36V103L34 102ZM53 104H54V103H53ZM72 104H73V102H72ZM75 104H76V103H75ZM78 104H79V103H78ZM246 104H245V106H246ZM251 104H252V103H251ZM1 105H2V103H1ZM6 105H10L9 107H11V104H9V103H7ZM15 105H16V104H15ZM15 105H14V107H15ZM19 105H20V104H19ZM39 105H40V104H39ZM51 105H52V104H51ZM56 105H57V104H56ZM81 105H82V104H81ZM219 105H220V103H219ZM248 105H250V104L248 103ZM248 105H247V107H249ZM2 106H4V105H2ZM27 106H29V105H27ZM41 106H42V105H41ZM58 106H60V105H58ZM73 106H74V105H73ZM75 106L77 107V105H75ZM75 106H74V107H75ZM209 106H210V105H209ZM217 106H218V105H217ZM227 106H228V105H227ZM245 106H243V107L246 108ZM7 107H8V106H7ZM9 107H8V108H9ZM38 107H39V106H38ZM43 107H45V106H43ZM76 107H75V108H76ZM210 107H211V106H210ZM214 107H215V106H214ZM220 107H222V106L220 105ZM223 107L226 108V106H224V105H223ZM223 107H222V108H223ZM230 107H231V106H230ZM232 107H233V106H232ZM243 107H242V108H243ZM251 107H253V105H251ZM251 107H249L250 110H251ZM18 108H19V107H18ZM20 108H21V107H20ZM26 108H27V107H26ZM26 108H25V109H26ZM31 108H32V107H31ZM31 108H28V109L31 110ZM36 108H37V106L35 107V109H36ZM52 108H55L56 111H57V108H56V107H52ZM67 108H68V107H67ZM69 108H70V107H69ZM81 108H84V107H81ZM240 108H241V107H240ZM240 108H239V110H240ZM15 109H16V108H15ZM38 109H39V108H38ZM42 109H43V108H42ZM55 109H54V110H55ZM71 109H72V108H71ZM77 109H78V108H77ZM209 109H210V108H209ZM216 109H217V108H216ZM226 109H227V108H226ZM231 109H232V108H231ZM231 109H230V110H231ZM246 109L248 110V108H246ZM1 110H2V109H1ZM6 110H8V109H6ZM18 110H19V109H18ZM20 110H21V109H20ZM22 110H23V109H22ZM40 110H41V107H40ZM60 110H62V109H60ZM60 110H58V111H60ZM64 110H65V109H64ZM79 110H80V109H78V111H79ZM213 110H214V109H213ZM221 110H223V109H221ZM230 110H229L228 112H230ZM250 110H249V111H250ZM12 111H13V110H12ZM23 111H24V110H23ZM23 111H22V112H23ZM27 111H28V110H26V112H27ZM42 111H43V110H42ZM45 111H46V110H44V112H45ZM65 111L67 112V110H65ZM65 111H64V113H65ZM207 111H209V110H207ZM223 111H224V110H223ZM244 111H246V110H244ZM5 112H6V111H5ZM10 112H11V109H10ZM15 112H16V111H14L13 113H15ZM18 112H19V115H20V112H21V111H18ZM29 112H30V111H29ZM32 112H33V111H31L30 113L33 115L34 112H33V113H32ZM40 112H41V111H40ZM40 112H39V113H40ZM62 112H63V111H62ZM138 112H139V111H138ZM138 112H136V114H137ZM220 112H221V111H220ZM225 112H226V111H225ZM228 112H227V113H228ZM250 112H252V111H250ZM0 113L3 114L4 112L2 111V112H0ZM11 113H12V112H11ZM27 113H28V112H27ZM41 113H42V112H41ZM53 113H54V112H53ZM69 113H70V112H69ZM69 113H68V112L65 113V114H66L65 116H68L67 114H69ZM74 113H75V112H74ZM74 113L72 114L73 116H74ZM76 113H77V112H76ZM139 113H141V111H140ZM139 113H138V114H139ZM209 113H210V111H209ZM223 113H224V112H223ZM7 114H8V113H7ZM17 114H18V113H17ZM24 114L26 115V113H24ZM44 114H45V113H44ZM44 114H40V116H43ZM57 114H59V112H58ZM62 114H63V113H62ZM70 114H71V113H70ZM118 114H119V113H118ZM120 114H121V113H120ZM124 114H125L126 117H127V113H124ZM214 114H215V113H214ZM225 114H226V113H225ZM234 114H235V113H234ZM260 114H261V113H260ZM260 114H258V116H259ZM5 115H6V114H5ZM5 115H4V116H5ZM37 115H38V112H37ZM115 115H116V114H115ZM249 115H250V114H249ZM254 115H255V114H254ZM0 116H1V115H0ZM10 116H11V115H10ZM15 116H16V115H15ZM15 116H14V119L17 118V117H15ZM17 116H18V115H17ZM20 116L23 117V115H20ZM26 116H28V115H26ZM26 116H25L26 123H27V122H30V119L27 120V119H26ZM40 116H39V117H40ZM75 116H76V115H75ZM111 116H112V114H111ZM141 116H142V114H141ZM145 116H146V115H145ZM145 116H142V117H145ZM216 116H217V115H216ZM222 116H223V115H222ZM227 116H228V115H227ZM242 116H247V115H242ZM2 117H3V115H2ZM11 117H13V116H11ZM28 117H29V116H28ZM112 117H114V114H113ZM117 117H121V116H120V115H119V116L117 115ZM255 117H256V116H255ZM260 117H261V116H260ZM260 117H259V118H260ZM7 118H8V117H7ZM18 118H19V116H18ZM33 118L35 119V122L37 123L36 116H33V117L31 118V123H33V122H32V120H34ZM90 118H91V117H90ZM115 118H116V116H115ZM115 118H114V119H115ZM122 118H123V115H122ZM122 118H121V119H122ZM228 118H229V117H228ZM1 119H3V118H1ZM1 119H0V120H1ZM4 119H5V118H4ZM38 119H39V118H38ZM42 119H43V118H42ZM86 119H87V118H86ZM92 119H94V118H92ZM118 119H119V118H118ZM128 119H129V118H128ZM219 119H220V118H219ZM221 119H222V118H221ZM230 119H232V117H230ZM235 119H236V118H235ZM243 119H247V118H246V117H245V118L243 117ZM254 119H256V118H254ZM260 119H261V118H260ZM10 120H11V122H13V119H10ZM16 120H17V119H16ZM94 120H95V119H94ZM124 120H125V119H124ZM233 120H234V119H233ZM248 120H249V119H248ZM248 120H247V122H248ZM262 120H264V118H263ZM262 120H261V123H262V124H260V126L264 124V122H262ZM4 122H5V120H4ZM19 122H20V119H19ZM22 122H23V118H22ZM22 122H20V123H22ZM38 122H39V120H38ZM96 122H97V119H96ZM98 122H99V121H98ZM224 122H225V120H224ZM228 122H229V120H228ZM235 122L237 123L235 126H232V124H230V125H229V126H230L229 128L224 127L225 130L227 129V132L229 133L228 139H226L227 137H226V138L224 137V134H221V133H220V131H221L222 129H221V130L219 129L220 131L217 130V132L220 133V134H218V136L220 135V136H222L221 138H223V137L225 138V139L223 138L224 140H228L227 143H229L230 146H231V145H235V144L238 143V142H236L235 144H233L234 141H235V137H238V138L240 139V138H241L240 136H242V134H240V133H241V129H240V131H239L238 128L236 127L237 125L240 124V121L238 120V122H237V120H235ZM235 122H234V123H235ZM241 122H242V127L246 125V124L244 125L242 119H241ZM256 122H257V119H256ZM258 122H259V119H258ZM0 123H2V122H0ZM24 123H25V122H24ZM26 123H25V125H26ZM31 123H30V124H31ZM215 123H218V124H219V120H218V122H216V117H215ZM220 123H221V120H220ZM229 123H230V122H229ZM229 123H225V125H226V124L228 125ZM231 123H232V120H231ZM234 123H233V125H234ZM248 123H249V122H248ZM6 124L8 125L9 123H6ZM27 124H29V123H27ZM30 124H29V125H30ZM33 124H35V123H33ZM221 124H223V123H221ZM253 124L255 125V123H253ZM2 125H3V124H0V128H1ZM4 125H5V123H4ZM21 125H22V124H21ZM21 125H19V126H21ZM23 125H24V124H23ZM31 125H32V124H31ZM32 126H33V125H32ZM219 126H220V124H219ZM223 126H224V125H223ZM263 126H264V125H263ZM263 126H262V127H263ZM21 127H22V126H21ZM26 127H27V126H26ZM29 127H30V126H28V128H29ZM34 127H35V125H34ZM213 127H215V126H212L211 128L213 129ZM221 127H222V126H221ZM240 127H241V126H240ZM249 127H251V125H249ZM252 127H253V126H252ZM2 128H3V127H2ZM2 128H1V129H2ZM6 128H9V125H8V127H6ZM6 128L4 127V129H3V133H5L4 130H6ZM10 128H11V126H10ZM125 128H126V127H125ZM255 128H257V127H255ZM11 129H12V128H11ZM31 129H33V127H32ZM126 129H127V128H126ZM215 129H217V128H215ZM242 129H243V128H242ZM253 129H254V127H253ZM259 129H260V128H259ZM8 130H9V129H8ZM8 130H6V131H8ZM16 130H17V129H16ZM19 130H21V128H20ZM19 130H17V131H19ZM124 130H125V129H124ZM223 130H224V129H223ZM247 130H248V129H247ZM263 130H264V129H263ZM17 131H15V132H17ZM33 131H34V130H33ZM33 131H31V132H33ZM110 131H112V130H110ZM122 131H123V129H122ZM126 131H127V130H126ZM211 131H213V130H211ZM250 131H251V130H250ZM255 131H256V130H255ZM261 131H262V130H261ZM261 131H260V132H261ZM12 132H13V131H12ZM15 132H14V133H15ZM19 132H20V131H19ZM27 132H28V131H27ZM27 132H23V134H24V133H27ZM113 132H114V131H113ZM224 132H225V131H224ZM242 132H244V131H242ZM247 132L249 133V131H247ZM247 132H244V134H247ZM258 132H259V131H258ZM260 132H259V133H260ZM10 133H11V132H10V130H9V134H10ZM14 133H12V135H13ZM262 133H263V132H261V134H262ZM9 134H7V135H9ZM16 134H17V133H16ZM16 134H14V135H16ZM27 134H30V133L28 132ZM212 134L215 135L213 132H212ZM239 134H240V135H239ZM17 135H18V134H17ZM24 135H26V134H24ZM237 135H238V136H237ZM251 135L254 136V137H257V133H254V132H253ZM19 136H20V135H19ZM19 136H17V138H18ZM22 136H23V135H22ZM109 136H110V135H109ZM209 136H210V135H209ZM215 136H216V135H215ZM245 136H246V135H245ZM247 136H248V135H247ZM247 136H246V137H247ZM263 136H264V135H263ZM210 137H211V136H210ZM12 138H14V137H12ZM15 138H16V137H15ZM17 138H16V140H17ZM19 138H20V137H19ZM23 138H26V136H23ZM112 138H113V137H112ZM206 138L209 139L208 137H204V140H206ZM248 138H249V137H248ZM261 138H262V137H261ZM21 139H22V138H21ZM114 139H115V138H114ZM121 139H122V138H121ZM249 139H250V138H249ZM252 139H254V138L252 137ZM259 139H260V136H259L255 141H253V140H252V141H253V142H256V141L258 140V142H260ZM19 140H20V139H19ZM24 140H25V139H24ZM27 140H28V138H27ZM224 140H223V141H224ZM21 141H22V140H21ZM209 141H212V140L209 139ZM237 141H238V140H237ZM204 142H205V141H204ZM244 142H245V141H244ZM201 143H202V142H201ZM206 143H207V142H206ZM209 143H210V142H209ZM224 143H226V142H224ZM224 143H223V144H224ZM227 143H226V144H227ZM260 143H261V142H260ZM260 143H258V144H259L258 146L256 145L257 147H255V146L253 145V146L255 147L254 152H256V154L259 153V152H261L262 154L264 153V147H263ZM210 144H212V143H210ZM214 144H215V143H213L211 146H213ZM226 144H225V145H226ZM252 144H253V143H252ZM256 144H257V143H256ZM197 145H198V144H196V146H197ZM243 145H245V143H243ZM246 145H247V144H246ZM246 145H245V146H246ZM199 146H200V145H199ZM203 146H204V145H203ZM239 146H241V145H239ZM253 146H251V147L253 148ZM209 147H210V146H209ZM235 147H236V146H235ZM235 147H234V148H235ZM237 147H238V146H237ZM191 148H192V147H191ZM221 148H222V147H221ZM256 148H257V149H256ZM193 149H194V148H193ZM201 149H202V148H201ZM194 150H195V149H194ZM197 150H198V148H197ZM210 150H211V149H210ZM214 150H215V149H214ZM232 150H233V146H232V149H231V152H230V153H232ZM240 150H241V149H240ZM244 150H245V149H244ZM247 150H248V147H247ZM251 150H252V149H251ZM227 151H228V149L226 150V153H227ZM242 151H243V150H242ZM195 152H196V151H195ZM201 152H202V151H201ZM201 152H200V153H201ZM205 152L209 153V151H205V149H204V153H205ZM213 152H214V151H213ZM213 152H212V153H213ZM217 152H218V150H217ZM220 152H221V151H220ZM234 152H235V150H234ZM250 152H251V151H250ZM254 152L252 151L253 154H254ZM212 153H211V154L209 153V154H207V155H212ZM236 153H237V151H236ZM238 153H240V151H238ZM238 153H237V154H238ZM242 153H243V152H242ZM245 153H247V152L245 151ZM252 153H251V154H252ZM261 153H260V154H261ZM205 154H206V153H205ZM205 154H204V156L207 157V155H205ZM222 154H223V153H222ZM224 154H225V153H224ZM224 154H223V155H224ZM234 154H235V153H233V155H234ZM260 154H259V155H260ZM108 155H109V154H108ZM202 155H203V153H202ZM223 155H222V156H223ZM225 155H226V154H225ZM199 156H201V155H199ZM204 156H202V158H203ZM213 156H214V155H213ZM215 156H217V155H215ZM222 156H221V158H222ZM231 156H232V155H231ZM234 156H236V154H235ZM237 156H238V155H237ZM240 156H241V155H240ZM251 156H252V155H251ZM257 156H258V155H257ZM206 157H205V158H206ZM217 157H219V156H217ZM228 157H230V155H229ZM241 157H242V156H241ZM248 157H249V154H248ZM199 158H201V157H199ZM210 158H211V157H210ZM219 158H220V157H219ZM245 158H246V157H244V159H245ZM249 158H250V157H249ZM253 158H255V157H253ZM261 158H262V157H261ZM208 159H209V158H208ZM222 159H223V158H222ZM225 159H226V158H225ZM246 159H248V158H246ZM246 159H245V160H246ZM251 159H252V158H251ZM251 159H250V161H251ZM263 159H264V158H263ZM263 159H262V160H263ZM209 160H210V159H209ZM211 160H212V159H211ZM228 160H229V159H227V162H228ZM230 160H231V159H230ZM233 160H234V158H233ZM235 160H236V158H235ZM237 160H239V158H238ZM237 160H236V161H237ZM240 160L243 161L242 158H241ZM255 160H256V158H255ZM255 160H254V161H255ZM259 160H260V159H259ZM142 161H143V160H142ZM144 161H145V163H147V162H146V158L144 159ZM189 161H190V160H189ZM200 161H201V160H200ZM205 161H206V160H205ZM213 161H214V164L216 165L214 158H213ZM263 161H264V160H263ZM243 162L245 163L246 161H243ZM247 162H248V160H247ZM257 162H258V161H257ZM143 163H144V162H143ZM197 163L199 164L200 162H197ZM210 163H211V162H210ZM251 163H252V161H251ZM251 163H250V164H251ZM258 163L261 164V162H258ZM258 163H257V168H258V165H260V164H258ZM200 164H201V163H200ZM217 164H218V163H217ZM219 164H220V163H219ZM219 164H218V165H219ZM240 164H241V166H242V163H241V162H240ZM240 164H239V165H240ZM250 164H249V162H248V166H249ZM137 165H138V164H137ZM140 165H141V164H140ZM196 165H197V164H196ZM206 165H207V164H206ZM212 165H213V162H212ZM221 165H222V164H221ZM221 165H220V166H221ZM239 165L237 166V168L239 167ZM245 165H247V163H245ZM245 165H244V167H245ZM255 165H256V164H255ZM261 165H263V164H261ZM261 165H260V167H262ZM142 166H143V164L141 165V167H142ZM144 166H145V165H144ZM144 166H143V167H144ZM207 166H208V165H207ZM220 166H219V167H220ZM253 166H254V165H253ZM136 167H137V166H136ZM205 167H206V166H204V168H205ZM208 167H209L211 170L213 169V168H211L210 166H208ZM214 167H215V166H214ZM244 167H243V170H244V172H245V170H247V169H244ZM254 167H256V166H254ZM263 167H264V166H263ZM137 168H138V170H137V169H136V170H137L138 172H141V171H139L140 168H139V167H137ZM144 168H146V167H144ZM160 168H161V167H160ZM240 168H241V169H240V171H241V170H242V167H240ZM245 168H246V167H245ZM251 168H253V167L251 166ZM257 168H256V169H257ZM142 169H143V168H142ZM216 169H218V168H217V165H216ZM238 169H239V168H238ZM249 169H250V168H249ZM256 169H255V170H256ZM133 170H134V169H133ZM161 170H162V169H161ZM193 170H194V169H193ZM205 170H206V169H205ZM262 170H264V169H262ZM137 171H136L135 175L141 176V174H140V175H139V173L137 174ZM248 171H249V170H247L245 174L243 173V171L239 172L238 174L243 173V174L245 175V176L243 175V177L246 178V174H247ZM251 171H252V170H251ZM251 171H249V172H251ZM253 171H254V170H253ZM260 171H261V169H260ZM187 172H188V171H187ZM213 172L218 173L217 170H215V169H214ZM249 172H248V174H249ZM262 172H264V171H262ZM160 173H162V171H161ZM207 173H208V172H207ZM229 173H230V172H229ZM229 173H228V174H229ZM252 173H253V175H254L256 172H255V173L252 172ZM260 173H261V172H260ZM260 173H259V174H260ZM132 174H133V172H132ZM144 174H146V173H144ZM149 174H150V173H149ZM163 174H164V173H163ZM210 174H211V173H210ZM235 174H236V173H235ZM135 175H134V176H135ZM168 175H169V174H168ZM229 175H230V174H229ZM232 175H233V173H232ZM241 175H242V174H241ZM262 175H263V174H262ZM129 176H130V175H129ZM131 176H132V175H131ZM134 176H132V177H133V180H134V178H135ZM146 176H147V175H145V177H146ZM207 176H208V178L211 177V176L209 177V175H207ZM235 176H237V174H236ZM239 176H240V175H239ZM251 176H252V175H251ZM148 177H149V175H148ZM164 177H165V176H164ZM212 177H213V176H212ZM215 177H216V176H215ZM218 177H219V174H218ZM232 177H233V176H232ZM232 177H231V178H232ZM247 177H248V178H246V179H247V181H249V177H250V176H247ZM136 178H137V176H136ZM140 178H141V177H140ZM168 178H169V177H168ZM168 178H167V180H168ZM219 178H220V177H219ZM251 178H252V177H251ZM142 179L144 180V178L142 177V178L140 179L141 182H142ZM146 179H147V178H146ZM146 179H145V181H146ZM220 179H221V178H220ZM220 179H219V180H220ZM235 179L237 180V182H239V181H240L241 179H243V178H239V179H240V180H239V179H237V177H236ZM256 179H257V178H256ZM259 179H260V178H259ZM137 180H138V179H137ZM155 180H156V179H154V181H155ZM215 180H216V179H215ZM217 180H218V179H217ZM217 180H216V181H217ZM224 180H225V179H224ZM232 180H233V179H232ZM238 180H239V181H238ZM263 180H264V178H263ZM134 181H136V179H135ZM150 181H151V180H150ZM161 181H162V180H161ZM226 181H227V180H226ZM241 181H242V180H241ZM259 181H260V180H257L256 182H258V184H259ZM138 182H139V181H138ZM138 182L136 181V184H138ZM219 182H221V181H219ZM219 182H218V183H219ZM243 182H244V180H243ZM134 183H135V182H134ZM146 183H147V182H146ZM167 183H168V182H166V184H167ZM214 183H215V182H214ZM216 183H217V182H216ZM226 183H227V182H226ZM247 183H248V182H247ZM147 184H149V182H148ZM159 184H160V183H159ZM161 184H162V183H161ZM161 184H160V185H161ZM168 184H169V183H168ZM219 184H220V183H219ZM224 184H225V183H224ZM228 184H229V183H227V185H228ZM242 184H243V183H242ZM258 184H257V185H258ZM260 184H261V183H260ZM174 185H176V182H175ZM174 185H173V186H174ZM192 185H193V184H192ZM215 185H216V184H215ZM229 185H230V184H229ZM232 185H233V184H232ZM232 185H231V186H232ZM247 185H248V184H247ZM138 186H141V187H142V184H141V185H138ZM147 186H148V185H147ZM180 186H181V185H180ZM180 186H177V189L180 188ZM184 186H185V185H184ZM195 186H196V185H194V187H195ZM209 186H210V185H209ZM219 186H220V185H219ZM223 186H224V185H223ZM235 186H236V185H235ZM148 187H149V186H148ZM148 187H146V188H148ZM160 187H161V186H160ZM167 187H168V185H167ZM167 187H166V188H167ZM194 187H193V188H194ZM216 187H218V186H216ZM220 187H221V186H220ZM228 187H229V186H228ZM261 187H263V184H262ZM138 188H139V187H138ZM170 188L172 189V187H170ZM170 188H169V189H170ZM195 188H196V187H195ZM207 188H209V187H207ZM211 188H212V187H211ZM218 188H219V187H218ZM222 188H225V187H222ZM240 188H241V187H240ZM160 189H161V188H160ZM173 189H175L174 191L176 192L177 189L174 188V187H173ZM173 189H172V192L174 193ZM191 189H192V188H191ZM196 189H197V188H196ZM202 189H203V188H202ZM144 190H145V188H144ZM152 190H153V189H152ZM158 190H159V189H158ZM164 190L167 191L168 188H167V190L164 188ZM178 190L180 191V189H178ZM181 190H182V189H181ZM192 190H193V189H192ZM199 190H200V189H199ZM212 190H213V189H212ZM227 190H228V189H227ZM229 190H230V189H229ZM255 190H256V189H255ZM261 190H262V189H261ZM148 191H149V190H148ZM160 191H161V190H160ZM160 191H159V192H160ZM169 191H170V190H169ZM182 191H183V193H184L185 190H182ZM195 191H196V190H195ZM213 191H214V190H213ZM213 191H211V192H213ZM215 191H216V189H215ZM236 191H237V190H236ZM258 191H260V189H258ZM142 192H143V191H142ZM142 192H141V193H142ZM144 192H145V191H144ZM144 192H143V193H144ZM151 192H152V191H151ZM155 192H156V190H155ZM157 192H158V191H157ZM177 192H178V191H177ZM185 192H187V190H186ZM188 192H189V191H188ZM207 192H208V191H207ZM207 192H206V194H207ZM211 192H210V195L212 194ZM228 192H229V193H228ZM228 192L226 191V193H228V194L230 195V194L233 192V189H232V192H231V193H230V191H228ZM234 192H235V190H234ZM260 192H262V191H260ZM260 192H258L256 195H258ZM130 193H131V192H130ZM167 193H168V192H167ZM178 193H179V192H178ZM196 193H197V192H196ZM208 193H209V192H208ZM226 193H223V194H226ZM236 193H237V192H236ZM253 193H254V192H253ZM263 193H264V192H263ZM144 194H145V193H144ZM146 194H147V192H146ZM148 194H149V193H148ZM153 194H154V193H153ZM153 194H152V196H154ZM171 194H172V193H171ZM184 194H185V193H184ZM186 194L188 195V193H186ZM186 194H185V195H186ZM200 194H201V192H200ZM213 194H214V193H213ZM213 194H212V195H213ZM216 194L218 195V192H217V191H216ZM232 194H233V193H232ZM137 195H138V194H137ZM157 195H158V193H157ZM160 195H161V194H160ZM172 195H173V194H172ZM172 195H171V196H172ZM180 195H181V194H180ZM193 195H194V193H193L192 195L190 194L189 196H193ZM201 195H202V194H201ZM219 195H220V194H219ZM226 195H227V194H226ZM251 195H252V193H251ZM260 195H261V198L263 199L264 197H262V193H260ZM144 196H145V195H142V196H140V198H141V197H144ZM167 196H168V195H167ZM171 196L169 197V199H171V202H172V200H173L172 198L175 199L176 197H174V195H173V197L171 198ZM181 196H182V195H181ZM183 196H184V195H183ZM189 196H187V197H189ZM197 196H198V195H197ZM197 196L195 197L196 199H197ZM206 196H207V195H206ZM206 196H205V197H206ZM220 196H221V195H220ZM222 196H223V195H222ZM227 196H228V195H227ZM227 196H225V197H227ZM237 196H239V194H238ZM252 196H253V195H252ZM263 196H264V195H263ZM134 197H135V195H134ZM146 197H147V196H145L144 198H141V200H144V202H147V200L145 201V198H146ZM150 197H151V196H150ZM157 197H159V196H157ZM157 197H156V199H157ZM164 197H165V196H164ZM178 197H179V196H178ZM193 197H194V196H193ZM193 197H191L192 201H196V199L193 198ZM202 197H204V196H202ZM215 197H216V196H215ZM228 197H229V199H230V196H228ZM232 197H233V196H231V199H232ZM239 197L241 198V196H239ZM250 197H251V196H250ZM256 197H257V196H256ZM256 197H255V198H256ZM154 198H155V196H154ZM162 198H163V197H162ZM199 198H200V197H199ZM209 198H210V197H209ZM138 199H139V198H138V196H137V200H138ZM146 199H149V198H146ZM167 199H168V198H166V201H168ZM194 199H195V200H194ZM207 199H208V196H207ZM134 200H135V198H134ZM151 200H152V199H151ZM151 200H150V201H151ZM153 200H154V199H153ZM160 200H161V198H159V201H160ZM184 200H185V198H184ZM184 200H183V202H184V204H185V201H184ZM212 200H213V199H212ZM233 200H234V199H233ZM233 200H232V201H233ZM243 200H244V199H243ZM245 200H246V199H245ZM258 200H259V199H258ZM258 200H257V201H258ZM263 200H264V199H263ZM263 200L260 199V201H263ZM135 201H136V200H135ZM135 201H133V202H135ZM139 201H140V200H139ZM139 201H138V203H139ZM155 201H156V200H155ZM178 201H179V202L181 201L180 198H179V199L177 198V201H176V202H178ZM202 201H203V200H202ZM224 201H225V200H224ZM227 201L230 202V200H228V199H227ZM240 201H241V200H240ZM260 201H258V202H260ZM140 202H141V201H140ZM148 202H149V200H148ZM148 202H147V203H148ZM157 202H158V201H157ZM164 202H165V199H164ZM164 202H162V203H164ZM171 202H169L170 205L173 204V203H171ZM173 202H175V201L173 200ZM183 202H181V203H183ZM186 202H187V200H186ZM208 202H209V201H208ZM235 202H237V201H235ZM242 202H243V201H242ZM138 203L135 202V205H136V206H139L140 204L137 205ZM141 203H143V201H142ZM147 203H145V204H146V207H145V208H147V207L149 206V205L147 206ZM153 203H155V202H153ZM191 203H192V202H191ZM194 203H197V202H194ZM215 203H216V201H215ZM261 203H264V202H261ZM143 204H144V203H143ZM145 204H144V205H145ZM148 204H149V203H148ZM151 204H152V202H151ZM155 204H156V203H155ZM155 204H154V205H155ZM160 204H161V202H160ZM167 204H168V203H166V205H167ZM176 204H177V203H176ZM176 204H175V205H176ZM184 204H182V205H184ZM187 204H188V203H187ZM202 204H203V202H202ZM208 204H209V203H208ZM232 204H234V203L232 202ZM242 204H244V202H243ZM246 204L248 205V203H246ZM182 205H181V207H182ZM188 205H189V204H188ZM192 205H193V204H192ZM192 205H190L189 207L192 208V207H193ZM206 205H207V204H206ZM228 205H229V204H228ZM158 206H159V204H158ZM163 206H164V205H163ZM176 206H177V205H176ZM176 206H167V207H168V210H169V209H171L172 207H176ZM201 206H202V205H201ZM203 206H204V205H203ZM212 206H214V204H213ZM222 206H223V205H222ZM235 206H236V205H235ZM249 206H250V205H249ZM261 206H263V205H261ZM164 207H166V206H164ZM170 207H171V208H170ZM208 207H209V206H208ZM208 207H207V208H208ZM241 207L244 208V206H241ZM247 207H248V206H247ZM247 207H246V208H247ZM255 207H256V206H255ZM263 207H264V206H263ZM263 207H262V208H263ZM149 208H150V206H149ZM156 208H157V207H156ZM179 208H180V206H179V204H178V208L176 207V209H177V213H178V212H181L180 210H178ZM182 208H184V207H182ZM209 208H210V207H209ZM212 208H213V207H212ZM214 208H215V207H214ZM214 208H213V209H214ZM236 208H238V206H237ZM239 208H240V207H239ZM250 208H251V207H250ZM139 209H142V208H139ZM173 209H174V208H173ZM187 209H188V208H187ZM194 209H195V208H194ZM210 209H211V208H210ZM240 209H241V208H240ZM240 209H237V211L240 210ZM142 210H143V213H144V209H142ZM142 210H140V215H141V211H142ZM184 210H186V209H184ZM198 210H199V209H198ZM247 210H248V208H247ZM256 210H258V208H257ZM256 210H255V208H254V211H256ZM157 211H158V210H156L155 212H157ZM161 211H163V210H161ZM171 211H175V210H171ZM171 211H170V213H171ZM182 211H183V209H182ZM188 211H189V210H188ZM195 211H196V210H195ZM201 211H202V210H201ZM212 211H213V210H212ZM214 211H215V210H214ZM245 211H246V210H245ZM245 211H244V212H245ZM252 211H253V209H252ZM263 211H264V210H263ZM164 212H166V211H164ZM175 212H176V211H175ZM184 212H185V211H184ZM197 212H198V211H197ZM207 212H209V211H207ZM210 212H211V211H210ZM218 212H220V211H218ZM238 212H239V211H238ZM244 212H240V213L243 215ZM247 212H248V211H247ZM259 212H260V211L258 210V213H259ZM149 213H150V212H149ZM158 213H159V215H160V212H159V211H158ZM158 213H157V214H158ZM172 213H174V212H172ZM172 213H171V214H172ZM182 213H183V212H182ZM182 213H181V214L179 213V217H180V215L182 216ZM192 213H194V212H192ZM195 213H196V212H195ZM198 213H199V212H198ZM231 213H232V212H231ZM231 213H230V214H231ZM234 213H236V212H234ZM240 213H239V214H240ZM260 213H261V212H260ZM263 213H264V212H263ZM150 214H151V213H150ZM163 214H164V213H163ZM163 214L161 215L162 217H167V215L163 216ZM167 214H168V213H167ZM190 214H191V213H190ZM196 214H197V213H196ZM199 214H200V213H199ZM199 214H198V215H199ZM241 214H240V215H241ZM169 215H170V214H169ZM201 215H203V214H201ZM210 215H212V213H211ZM213 215H214V214H213ZM249 215H251V214H249ZM253 215H254V214H253ZM253 215H251V216H253ZM144 216H145V214H144ZM161 216H160V217H161ZM170 216H171V215H170ZM184 216H186V215H184ZM187 216H189V215H187ZM214 216H215V215H214ZM216 216H217V214H216ZM216 216H215V217H216ZM231 216H232V215H231ZM235 216H237V215H235ZM2 217H3V216H2ZM2 217H1V218H2ZM10 217L12 218V216H10ZM154 217H155V216H154ZM160 217H159V218H160ZM174 217H176V216H174ZM191 217H192V216H191ZM196 217H197V216H196ZM206 217H207V216H206ZM208 217H209V216H208ZM246 217H247V216H246ZM3 218H4V217H3ZM5 218H6V217H5ZM14 218H15V217H14ZM14 218H12V219H14ZM159 218H157V219H159ZM167 218H168V217H167ZM167 218H166V220H168ZM171 218H172V217H171ZM176 218H177V217H176ZM194 218H195V217H194ZM202 218H204V217H202ZM202 218H201V219H202ZM230 218H231V217H230ZM132 219H133V218H131V220H132ZM142 219H143V218H142ZM169 219H170V218H169ZM174 219H175V218H174ZM174 219H173V220H174ZM182 219L185 220V218H182ZM188 219H189V218H188ZM188 219H187V220H188ZM212 219H213V218H212ZM231 219H232V218H231ZM8 220H9V218H8ZM15 220H16V218H15ZM15 220H11V221H15ZM129 220H130V219H129ZM136 220H137V219H136ZM164 220H165V219H164ZM166 220H165V221H166ZM178 220H179V219H178ZM180 220H181V219H180ZM187 220H185V221H187ZM194 220H195V219H194ZM205 220H206V219H205ZM210 220H211V219H210ZM6 221H7V220L5 219L4 223H5ZM133 221H134V220H133ZM139 221H140V220H139ZM162 221H163V220H162ZM195 221H196V220H195ZM211 221L213 222V220H211ZM16 222H17V220H16ZM126 222H128V221H126ZM135 222H136V221H135ZM145 222H146V221H145ZM150 222H151V221H150ZM169 222H170V226H172V220H171V219H170ZM169 222H168V223H169ZM173 222H174V221H173ZM176 222H178V221H176ZM181 222H182V221H181ZM188 222H190V221L188 220ZM188 222H187V223H188ZM192 222H193V221H192ZM208 222H209V221H208ZM0 223H1V222H0ZM9 223H10V221H9ZM9 223H8V224H9ZM136 223H137V222H136ZM138 223L140 224V222H138ZM142 223H143V221H142ZM193 223H194V222H193ZM197 223H198V222H197ZM206 223H207V222H206ZM206 223H205V224H206ZM5 224H7V223H5ZM8 224H7V225H8ZM10 224H11V223H10ZM15 224H16V223H15ZM123 224H124V223H123ZM127 224H128V223H127ZM127 224H125V225H127ZM134 224H135V223H134ZM145 224H146V223H145ZM174 224H175V223H174ZM176 224L178 225V223H176ZM176 224H175V225H176ZM180 224H182V223H180ZM183 224L185 225L186 223H183ZM7 225H6V226H7ZM130 225L132 226V223H131V222H130ZM175 225H174V227H175ZM186 225H189V224H186ZM190 225H191V223H190ZM190 225H189V226H190ZM209 225H210V224H209ZM211 225H213V224L211 223ZM20 226H21V225H20ZM148 226H149V223H148ZM148 226H147V227H148ZM151 226H152V225H151ZM154 226H155V225H154ZM156 226H157V225H156ZM180 226H181V228H182V225H180ZM194 226H195V225H194ZM207 226H208V225H207ZM9 227H10V226H9ZM126 227H129V224H128ZM132 227H133V226H132ZM134 227H135V226H134ZM138 227H140V226H138ZM172 227H173V226H172ZM174 227H173V228H174ZM176 227H178V226H176ZM192 227H193V225H192ZM195 227H196V226H195ZM195 227H194V228H195ZM10 228H11V227H10ZM10 228H8V229H10ZM15 228H16V227H15ZM124 228H125V226H124ZM148 228H149V227H148ZM150 228H151V227H150ZM150 228H149V229H150ZM155 228H156V227H155ZM181 228H180V229H181ZM189 228H190V227H188V229H187V228H186V229L189 230ZM196 228H197V227H196ZM201 228H202V227H201ZM130 229H131V228H130ZM130 229H129V230H130ZM138 229H139V228H137V230H138ZM159 229H160V228H159ZM171 229H172V228H171ZM175 229H176V228L173 229L174 232H176ZM186 229H185V231H186ZM18 230H19V229H18ZM18 230H17V232H18ZM113 230H114V228H113ZM113 230H112V233H113ZM124 230L126 231L127 229H124ZM131 230H132V229H131ZM133 230H134V229H133ZM147 230H148V229L146 228V233H147ZM150 230H151V229H150ZM152 230H153V229H152ZM155 230H156V229H155ZM163 230H164V229H163ZM178 230H179V228H178ZM183 230H184V229H183ZM208 230H209V229H208ZM213 230H214V229H213ZM213 230H212V231H213ZM9 231H10V230H9ZM22 231H24V230L22 229L21 232H22ZM140 231H141V230H140ZM156 231H158V230H156ZM180 231H181V230H180ZM189 231H191V230H189ZM205 231H206V230H205ZM205 231H204V232H205ZM14 232H15V230H14ZM106 232H108V231H106ZM127 232H128V230H127ZM130 232H132V231H130ZM130 232H129V233H130ZM151 232H152V231H151ZM181 232H184V231H181ZM186 232H187V231H186ZM191 232H192V231H191ZM195 232H196V231H195ZM198 232H199V231H197V233H198ZM210 232H211V231H210ZM112 233H111V230H110V234H112ZM136 233H137V231H136ZM149 233H150V232H149ZM193 233H194V232H193ZM200 233H201V232H200ZM200 233H199V234H200ZM206 233H207V231H206ZM14 234H15V233H14ZM14 234H13V235H14ZM20 234H23V232L20 233ZM105 234H106V233H104L103 235H105ZM107 234H108V233H107ZM107 234L105 235L106 238L109 237V236L107 237ZM141 234H142V233H141ZM153 234L157 236L158 233H155V232H154ZM161 234H162V233H161ZM181 234H182V233H181ZM191 234H192V233H191ZM191 234H190V235H191ZM195 234H196V233H195ZM44 235H45V234H44ZM44 235H43V236H44ZM103 235H102V237H104ZM125 235H126V234H125ZM182 235H185V232H184ZM202 235H203V234H202ZM204 235H205V234H204ZM15 236H16V235H15ZM15 236H13V237H15ZM159 236H161V235H159ZM162 236H163V235H162ZM171 236H172V235H171ZM185 236L187 237L188 235H185ZM185 236H184V237H185ZM207 236H208V235H207ZM16 237H17V236H16ZM102 237H100L99 240H101V241H102V239H103V240H104V239L106 240V238H102ZM144 237H145V236H144ZM146 237H148V235H147ZM175 237H176V236H174V238H175ZM192 237L195 238L196 236L194 237V235H193ZM204 237H206V236H204ZM44 238H46V236H45ZM112 238H114V236H113ZM115 238H116V236H115ZM128 238H129V237H128ZM128 238H127V239H128ZM153 238H154L153 236H152V239H151V237H150L151 240L149 239V241H152V240H153V242H154V241L156 240V238H155V240H154ZM166 238H168V237H166ZM166 238H165V236H164V239H166ZM176 238H178V237H176ZM187 238H188V237H187ZM187 238H186V239H187ZM189 238H190V237H189ZM193 238H192V239H193ZM200 238H201V237H199V240H201ZM13 239H14V238H13ZM16 239H17V238H16ZM20 239H21V238H20ZM109 239L111 240V236H110ZM129 239H130V238H129ZM132 239H133V238H132ZM157 239H158V237H157ZM159 239H160V238H159ZM164 239H163V240H164ZM169 239H170V237H169ZM169 239H168V241H169ZM195 239H197V238H195ZM207 239H209V236H208ZM14 240H15V239H14ZM14 240H13V241H14ZM105 240H104V241H105ZM141 240H142V238H141ZM144 240H145V239H144ZM166 240H167V239H166ZM178 240H180V239H178ZM184 240H185V239H184ZM199 240H198V242H200ZM205 240H206V239H205ZM210 240H212V239H210ZM210 240H209V241H210ZM11 241H12V239H11ZM13 241H12V242H13ZM18 241H19V240H17L16 242H18ZM142 241H143V240H142ZM176 241H177V240H176ZM180 241H181V240H180ZM186 241H189V240H186ZM196 241H197V240H196ZM212 241H214V240H212ZM7 242H8V241H7ZM22 242H23V241H22ZM111 242H112V241H111ZM116 242H118V241L116 240ZM137 242H138V241H137ZM145 242H146V241H145ZM156 242H157V241H156ZM158 242H160V240H159ZM162 242H163V241H162ZM192 242H193V241H192ZM194 242H195V241H194ZM214 242H218V243H219V241H214ZM13 243H14V242H13ZM18 243H19V242H18ZM20 243H21V240H20ZM20 243H19V244H20ZM112 243H113V242H112ZM154 243H155V242H154ZM163 243H165V242H163ZM173 243H174V242H173ZM177 243H178V242H177ZM183 243H184V242H183ZM186 243H187V242H186ZM189 243H190V242H189ZM196 243H197V242H196ZM200 243H202V241H201ZM205 243L208 244L209 242H207V240H206ZM210 243H211V242H210ZM218 243H217V244H218ZM10 244H11V243H10ZM160 244H162V243L160 242ZM166 244H167V242H166ZM190 244H191V243H190ZM193 244H194V243H193ZM202 244H203V243H202ZM212 244H213V243H212ZM215 244H216V243H215ZM215 244H213V245L215 246L214 248H213V246H212L213 249L216 248V245H215ZM6 245H7V244L5 243V247H6ZM14 245H16V244L14 243ZM97 245H98V244H97ZM110 245L112 246V244H110ZM155 245H157V244H155ZM179 245H180V244H179ZM179 245H178V247H179ZM200 245H201V244H200ZM1 246H2V245H1ZM114 246H115V245H114ZM145 246H146V245H145ZM168 246H169V245H168ZM170 246H171V245H170ZM175 246H176V245H174V247H175ZM197 246H198V244H197ZM202 246H205V245H202ZM207 246H208V245H206V247H207ZM105 247H106V246H104V248H105ZM143 247H144V246H143ZM147 247H148V246H147ZM161 247H162V246H161ZM174 247H173V248H174ZM190 247H193V246H190ZM206 247H205V248H206ZM209 247H210V245H209ZM139 248H141V247H139ZM163 248H164V247H163ZM171 248H172V247H171ZM194 248H195V245H194ZM199 248H202V247H199ZM203 248H204V247H203ZM217 248H219V247H217ZM0 249H2V248H0ZM4 249H5V248H4ZM97 249H98V248H97ZM113 249H114V248H113ZM144 249H145V248H144ZM167 249H168V248H167ZM169 249H170V248H169ZM174 249H175V248H174ZM174 249H173V250H174ZM181 249H182V251H184L183 248H181ZM188 249H190V248H188ZM188 249H187V251H188ZM210 249H211V247H210ZM88 250H89V249H88ZM99 250H101V249L99 248ZM105 250H106V249H105ZM139 250H141V249H139ZM139 250H138V251H139ZM142 250H143V249H142ZM142 250H141V252H142ZM149 250H150V249H149ZM149 250H148V251H149ZM152 250H153V249H152ZM162 250H163V249H162ZM171 250H172V249H171ZM176 250H177V249H176ZM201 250H203V249H201ZM207 250H208V249H207ZM93 251H94V250H93ZM102 251H103V249L101 250V253H102ZM115 251H116V250H115ZM155 251H156V250H155ZM194 251H195V250H194ZM0 252H2V251H0ZM78 252H79V251H78ZM83 252H84V251H83ZM83 252H82V253H83ZM86 252H87V251H86ZM86 252H85V253H86ZM122 252H123V250H122ZM143 252H144V251H143ZM150 252H151V251H150ZM161 252H162V251H161ZM166 252H167V251H166ZM169 252H170V251H169ZM173 252H174V251H173ZM177 252H178V251H177ZM185 252H186V251H185ZM101 253H100V251H99L98 254L101 255ZM103 253H104V252H103ZM103 253H102V255H103ZM115 253H116V252H115ZM115 253H114V254H115ZM144 253H146V250H145ZM162 253L164 254V252H162ZM78 254H81V252L78 253ZM87 254H88V253H87ZM89 254H90V253H89ZM156 254L159 255V253H156ZM168 254H169V253H168ZM168 254H167V256L172 255V254H170V255H168ZM81 255H83V254H81ZM135 255H136V254H135ZM165 255H166V254H165ZM165 255H164V256H165ZM174 255H175V254H174ZM174 255H173V256H174ZM182 255H183V252H182ZM78 256H80V255H78ZM78 256H77V257H78ZM83 256L85 257V255H83ZM90 256H91V254H90ZM160 256H161V255H160ZM160 256H159V257H160ZM176 256H177V255H176ZM189 256H190V255H189ZM191 256H192V255H191ZM73 257H74V260H76V257H75V256H73ZM73 257H72V258H73ZM98 257H99V256H97V258H98ZM113 257H114V256H113ZM135 257H136V256H135ZM182 257H184V256H182ZM69 258H70V257H69ZM79 258H81V256H80ZM79 258H78V261H79ZM82 258H83V257H82ZM87 258H88V257H87ZM87 258H86V259H87ZM89 258H90V257H89ZM124 258H125V257H124ZM144 258H145V257H144ZM144 258H143V259H144ZM147 258H148V257H147ZM150 258H151V257H150ZM155 258H156V257H155ZM164 258H165V257H164ZM193 258H194V257H193ZM93 259H95V257H94ZM143 259H142V260H143ZM151 259H152V258H151ZM161 259H163V258L161 257ZM167 259H168V257H166V261H167ZM188 259H189V258H188ZM67 260L70 261L71 258H70V259H67ZM67 260L64 261L65 263H63V262H62V263H63V264H67V262H68ZM81 260H82V259H81ZM97 260H99V259H97ZM132 260H133V259H132ZM132 260H131V261H132ZM170 260H171V259H170ZM170 260H169V261H170ZM181 260H182V258H181ZM183 260H184V258H183ZM72 261H73V259H72ZM78 261H77V262L75 261L76 263H75V262H74V263H75V264H79V263L81 262V261H80V262H78ZM84 261H86V260H84V258H83V262H84ZM87 261H88V260H87ZM89 261L93 262L94 260H93V261H92V260H89ZM113 261H114V260H112V262H113ZM147 261H148V260H147ZM150 261H152V260H150ZM159 261H160V260H159ZM162 261H163V260H162ZM177 261H178V260H177ZM145 262H146V259H145ZM69 263H70V262H69ZM81 263H82V262H81ZM154 263H155V262H154ZM159 263H160V262H159ZM166 263H167V262H166ZM176 263H177V262H176ZM184 263H185V262H184ZM184 263H182V264H184ZM70 264H72V263H70ZM85 264H86V263H85ZM88 264H93V263H90V262H89ZM95 264H98L97 261H96ZM99 264H101V262H99ZM109 264H110V263H109ZM112 264H113V263H112ZM131 264H132V263H131ZM141 264H142V263H141ZM151 264H152V263H151ZM178 264H179V263H178ZM180 264H181V263H180ZM187 264H188V263H187Z\"/></svg>","mask_w":264,"mask_h":264}]
</instances>
